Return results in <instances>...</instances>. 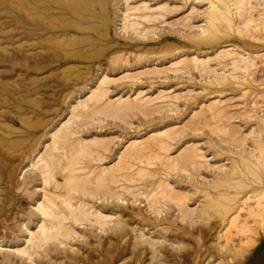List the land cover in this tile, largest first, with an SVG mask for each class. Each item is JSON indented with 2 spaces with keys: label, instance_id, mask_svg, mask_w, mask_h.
Returning <instances> with one entry per match:
<instances>
[{
  "label": "rangeland",
  "instance_id": "obj_1",
  "mask_svg": "<svg viewBox=\"0 0 264 264\" xmlns=\"http://www.w3.org/2000/svg\"><path fill=\"white\" fill-rule=\"evenodd\" d=\"M22 0H0V98H3L4 96H6L5 98H4V100H2V102H1V100H0V110H1V108L2 109H5V110H8V111H5V110H1L0 111V141L2 142V140H3V142L1 143L0 142V148L2 149V150H0V158H1V160H0V165H2L3 167H1L0 166V186H1V188L0 189H3L4 190V192L5 193H3V191L2 190H0V196H2L0 199V207H1V205L3 206H6L5 207V210H4V212H0V263L1 264H18V263H20V264H29V263H31V264H53V263H55V264H74V262H75V264L77 263H79L80 262V264H126L127 263V261L129 262V261H133L134 260V253H136L135 252V250L136 251H138V250H141V249H144L145 247L146 248H148V250L146 251V252H144V255H146L144 258H146V259H144V258H142V260H141V262H140V264H162V263H165V264H186V263H189V264H227V262L229 263V264H264V253L263 254H260L259 252H260V249H261V247L263 246V244H264V225H263V220H262V217H261V221L259 220V219H257L258 217H256V219L259 221L258 223H257V221H256V219L254 220L253 218H252V220H250L251 218H249V224H252V225H249V226H252L251 228V230L250 231H248V232H246V233H243V235L241 236V233L242 232H240V234H239V232H237L236 231V229L234 230V228H232L231 229V231H229V232H232L233 231V233L236 235V233L235 232H237L238 233V236L236 235V236H234V234H233V237H231L232 235H231V233H228L229 235H230V237H231V239H230V241L232 240V243L229 241V245L231 246V247H233L234 246V248H237V250L238 249H241L240 247L241 246H243V245H241V243H242V241H244V243H242V244H244V249H248V250H242L243 252H242V254H241V252H240V254L241 255H238L237 256V254H236V256L234 255H231V256H229L228 258L230 259H225V261H224V259L222 258V256L221 255H223V254H221L222 253V251H221V249H220V251H218L219 250V247H221V245L224 243V241H225V238L223 237V235L222 234H224V236L226 235L227 236V232L225 231L226 230V228H225V225L227 224V223H224V225H223V223L222 222H220V221H222L221 219H223L220 215H218L217 214V212H216V210L213 208V207H206V205L208 204V201L206 202H204V199L205 200H208V197H206V193L208 192V190L210 189V192L211 193H213V191H215V190H211L212 188L214 189V182H216V180H217V182H218V180H220L219 179V176H220V174H224L225 173V171L228 169H231L232 167L231 166H234V165H236L237 164V166L238 165H240V166H238V168H240V169H243L242 171H244V169L245 168H242V167H244L243 165H242V163H243V160H244V158L242 159V156L243 157H246V156H248L247 158L249 159V158H251L249 155L251 154V153H254V154H257V155H259L258 153H257V150L254 148L256 145L258 146V144H254V143H252V139L253 138H258V135H260V131H258L257 129H258V127H260L261 128V125H262V127H264V124H263V120H264V40L262 39V41H260L259 39H260V35L259 34H261V38H262V36L264 35L263 33H262V31L260 32V30L257 32V33H259V34H257L255 31V33L254 32H252L251 31V37H248V34L250 33H243L242 32V34L241 33H239L238 31L239 30H228L227 28H224V27H220V30H219V32L220 33H222V34H216L215 35V37H217V40H219V41H217V40H215V38H214V40L215 41H212V40H210L209 38H208V40L206 39V41H205V39H203L202 37H200V36H198V34H200V31H201V28H202V26H205V19H206V17H204V16H206L205 15V10L206 9H209V5H208V3H206L207 2V0H201V4H200V1H198V0H142V1H144L145 3H146V5H147V3L149 4V5H147V6H149V7H151V8H156V7H158L159 5H161L162 3L165 5V7L166 8H164L163 9V12L161 11V10H157V12H156V14H155V16H157L158 17V19H160V17H161V19H160V22L159 21H156L157 20V17H156V19H154L155 20V22L153 21V22H150V23H146V22H144L143 23V25H145L147 28H151V31L152 32H149V33H147L148 31H150V29L148 30V31H146V29L147 28H143L144 30H143V32H144V34L143 35H145V36H143L141 33V35L142 36H140V34L138 33V32H135L134 30H132V29H128L127 28V30L128 31H126L125 29V27L123 26L124 24V20H125V16H124V13L128 10L127 8H131L132 6H134V5H136V4H141L140 2H142L141 0H110L109 2V11H108V15L105 13V18H107L108 17V19L109 20H111V21H107L106 23H102V20L101 19H97L96 21H94L95 23H96V25H94V28L92 27V24H90L91 26L88 28V29H90L91 28V30H84V31H79L78 30V32L76 31V32H74V31H71V37H73L74 39H72L70 36H58L57 34V36H52L50 33V35L48 34V35H45V36H47V38H49V39H47V43L45 42V45H44V47H43V53H44V55H43V53H42V55L40 56V55H37V54H33V57L34 56H36V58L35 59H33L32 57V59L33 60H26V58H25V54H26V48H25V44H24V38H23V33H24V28L25 27H23L24 26V20H23V18H24V11H23V9H24V6H22V5H24V4H22L23 2H21ZM140 1V2H139ZM193 1V2H192ZM197 1V2H196ZM203 1V2H202ZM205 1V2H204ZM113 2H114V4H113ZM138 2V3H137ZM144 2H142V3H144ZM126 3V4H125ZM136 3V4H135ZM161 3V4H160ZM192 3V4H191ZM199 4V6H198V4ZM204 3V4H203ZM111 4V5H110ZM113 4V5H112ZM130 4V6H128ZM162 4V5H163ZM116 5V6H115ZM155 5V6H154ZM196 5V6H195ZM207 5H208V7H207ZM113 6V7H112ZM127 6V7H126ZM154 6V7H153ZM116 7V8H115ZM125 7H126V9H125ZM207 7V8H206ZM111 8V9H110ZM119 9H120V11L122 12H120L119 11ZM166 9V10H165ZM113 10L114 11V13H113V11L111 12V11ZM165 10V11H164ZM125 11V12H124ZM131 10H128V12L131 14V15H134V11L131 13L130 12ZM207 11V10H206ZM119 12H120V14H119ZM118 13V14H117ZM128 13V14H129ZM255 14H257V11L256 12H254ZM158 14V15H157ZM122 15H123V17H122ZM138 15V14H137ZM161 15V16H160ZM23 16V17H22ZM160 16V17H159ZM246 16V15H245ZM109 17H111V19L109 18ZM131 17H133V16H131ZM187 18V19H186ZM204 18V19H203ZM59 19L60 20H63V17H59ZM186 19V20H185ZM112 20H113V22H112ZM57 21H59V20H57ZM100 23H99V22ZM109 22H111V23H109ZM203 22V23H202ZM237 22H239L240 24H242V21H240V20H237ZM153 23H155V24H153ZM239 23L237 24L238 26H240L239 25ZM99 24V25H98ZM100 24H101V26H100ZM111 26H110V25ZM148 24V25H147ZM86 26H88L87 24H85ZM103 25H106V26H103ZM152 25H154V26H152ZM156 25V26H155ZM200 25V26H199ZM202 25V26H201ZM243 25V24H242ZM100 27V29H98L97 27ZM95 27H96V29H98V30H96L95 29ZM125 29H124V28ZM152 27H156L154 30H152L153 28ZM93 28V29H92ZM104 28V29H103ZM105 28H106V30H105ZM103 29V30H102ZM100 30H102V32H103V34H101L102 32L100 31ZM223 30V31H222ZM225 30V31H224ZM90 31V32H89ZM133 31V32H132ZM226 31H229V32H227L226 33ZM235 31V32H234ZM237 31V32H236ZM97 32V33H96ZM98 32H101V33H98ZM108 32V33H107ZM134 32L136 33L135 35H134ZM140 32V31H139ZM231 32V33H230ZM233 32H234V35H233ZM241 32V31H240ZM79 33H81V34H79ZM83 33H85V35L83 34ZM93 33V34H92ZM104 33H107V34H105L104 35ZM133 33V34H132ZM146 33V34H145ZM218 33V32H217ZM225 35H224V34ZM235 33H238V35L237 34H235ZM254 33V34H253ZM72 34H74V35H72ZM87 34V35H86ZM101 34V35H100ZM139 36H138V35ZM229 36H228V35ZM257 34V35H256ZM263 34V35H262ZM75 35H77V36H75ZM80 35H81V37H83V36H87V38L86 37H84L85 38V40H83V39H81V41L78 39V36H79V38H80ZM99 35V36H98ZM107 35V36H106ZM246 35V36H245ZM250 35V34H249ZM254 36V38H256L257 37V39H258V41H257V39L255 40V39H253L252 37ZM255 35H256V37H255ZM49 36V37H48ZM91 36V37H90ZM102 36H104V37H102ZM135 38H133V37ZM185 36V37H184ZM52 37V38H51ZM53 37H56V39H57V41H54V38ZM66 37H68V38H70V39H63L62 41H66V43H61V42H59L60 41V38H66ZM91 39H90V38ZM98 37V38H97ZM132 37V38H131ZM259 37V38H258ZM76 38H77V41H76ZM92 38H93V40H92ZM199 38H201L200 40H203V41H205V42H203V41H198L199 40ZM50 39H51V41H50ZM55 39V40H56ZM96 39V40H95ZM198 39V40H197ZM221 39V40H220ZM249 39V40H248ZM53 40V41H52ZM68 40H70L69 41V43H68ZM71 40H72V42H71ZM224 40H226V41H224ZM255 40V41H254ZM74 41H76V42H74ZM80 41V42H79ZM82 41H84V42H82ZM89 41V42H88ZM92 41V42H91ZM210 41H212V43H210ZM223 41V42H222ZM23 42V43H22ZM53 44H52V43ZM56 42V43H55ZM57 42H58V44H57ZM88 42V43H87ZM201 42V43H200ZM203 42V43H202ZM220 42V43H219ZM222 42V43H221ZM255 42V43H254ZM55 43V44H54ZM64 46L65 44H73L72 46L70 45L69 47L67 46V47H63L61 44ZM76 43V44H75ZM80 45H79V44ZM82 43V44H81ZM219 43V44H218ZM227 43V44H226ZM235 43V44H234ZM260 43V44H259ZM92 44V45H91ZM114 44V45H113ZM116 44V45H115ZM225 44V45H224ZM230 44L231 45H236L237 46V48L238 49H240V50H244V51H246V52H249V53H253V55L255 54V53H258V52H260L259 53V56L260 57H255L256 58V60H255V63H256V70L254 71L253 70V73L255 72V75L252 73V71H251V74H253L252 76H251V79H250V77H247L246 78V81H245V78H244V81L243 80H241V79H243V77H242V73L241 74H239V75H241V79H238V80H232L231 79V76H229L230 75V72H229V70H231L232 71V68L230 67L231 65L230 64H228L229 65V68L227 67V63H228V61H229V63H230V57H228V58H225L224 59V61H223V59H221L220 57H218V51H219V49L220 48H228V46H230ZM239 44V45H238ZM245 44H247V45H245ZM248 44H253L254 45V47H253V45H248ZM258 44H259V46L260 45H262V46H260L259 48H258ZM46 45H48V46H46ZM54 45H56V46H54ZM77 45V46H76ZM86 45V46H85ZM110 45H113V46H110ZM219 45V46H218ZM223 45V46H222ZM227 45V46H226ZM233 45V46H234ZM243 47H242V46ZM256 45V46H255ZM49 46H51V47H49ZM61 46H62V48L63 49H60L61 48ZM88 46V47H87ZM90 46H92L93 48H91ZM212 46V47H211ZM215 46V47H214ZM224 46H226V47H224ZM241 46V47H240ZM55 47H57V48H54ZM60 47V48H59ZM82 47H84V50H85V52H84V50H83V48ZM87 47V48H86ZM105 47V48H104ZM67 49V50H65V49ZM76 48V49H75ZM86 48V49H85ZM99 48H101L102 50H100ZM186 48H188L187 50H186ZM189 48H191L190 50H189ZM200 48V49H199ZM210 48V49H209ZM241 48H243V49H241ZM244 48H246V49H244ZM25 49V50H24ZM47 49H50V52H51V50H53L52 52H53V54H50L49 55V50H48V52H47ZM72 49V50H71ZM89 49H91V50H89ZM105 49V50H104ZM5 50V51H4ZM46 50V51H45ZM57 50V51H56ZM64 50H65V52L67 53V54H73L72 52H70V51H73V50H75V51H73L74 52V54H76V53H79V50H80V53H82L83 52V55H84V57H81V58H78L77 56H75V55H68L67 57H66V55H63V53H65L64 52ZM77 50V51H76ZM93 50H95V51H93ZM100 50V51H99ZM115 50H117L118 52H116ZM200 50V51H199ZM210 50V51H209ZM214 50V51H213ZM251 50H252V52H251ZM25 53H24V52ZM57 52V54H55L54 55V52ZM67 51H69V52H67ZM82 51V52H81ZM89 51V52H88ZM105 51V52H104ZM189 51H190V53H189ZM204 51V52H203ZM207 51H208V53H207ZM47 52V53H46ZM51 52V53H52ZM63 52V53H62ZM76 52V53H75ZM88 52V53H87ZM194 52V53H193ZM262 52V53H261ZM46 53V54H45ZM94 53V54H93ZM114 53H117L118 55L116 56V54L114 55ZM206 53V54H205ZM217 53V54H216ZM48 54V55H47ZM60 54V55H59ZM87 54V55H86ZM89 54H91V55H89ZM113 54V55H112ZM188 55V56H193V55H199L200 56V54H201V56L200 57H204V58H207V57H211L213 60H214V58H213V56H215L216 58H217V60L219 59H221L220 61L218 60V61H216V58H215V62H211V60H210V62H208L209 63V65H211V66H208V67H206V69L208 68H211L212 67V69L210 70H208V73H206L207 72V70L206 69H201V68H195V67H191L192 66V64L190 65H188L189 66V68L190 69H184V68H182V67H180V70H178V72L177 71H175L174 73H172V72H170L169 71V69L170 70H174V68H172V67H169V66H171L170 65V62L172 61V60H174L176 57H178L179 55ZM217 56H216V55ZM61 56V58H59L58 57V59L55 57V56ZM38 56L39 57H42V59L41 58H39L38 59ZM49 56H51L50 58H49ZM111 56H113L112 58H111V60L109 59ZM118 56H121V57H118ZM124 56V57H123ZM141 57V59H140V57ZM53 57V58H52ZM65 57H66V59H67V61H65L66 59H65ZM72 57H74V58H72ZM76 57V58H75ZM80 57V56H79ZM87 57H89V58H87ZM117 57V58H116ZM125 57H126V60H124L125 59ZM173 57V58H172ZM175 57V58H174ZM262 57V58H261ZM30 58V59H31ZM56 58V59H55ZM86 58V59H85ZM115 58V59H114ZM122 58H123V61H122ZM136 58H139V59H136ZM146 58V59H145ZM171 58V59H170ZM37 59V60H36ZM47 60V62L49 61H51L50 63L48 62H45V60ZM51 59V60H50ZM71 59V60H70ZM73 59V60H72ZM76 59V60H75ZM118 59H119V61H118ZM133 61H131V60ZM136 59V60H135ZM142 59H145V61H143ZM147 59H151L153 62H151V61H149L148 62V60ZM229 59V60H228ZM25 60V61H24ZM39 60V61H38ZM42 60H44V62L41 61ZM53 60V61H52ZM77 61V62H75V61ZM120 60H121V63H119L120 62ZM140 60V61H139ZM208 60H209V58H208ZM26 61H28L27 63H26ZM38 61V62H37ZM73 61H74V63H73ZM85 61V62H84ZM110 61H112V63H109ZM114 61H117V63L116 62H114ZM136 61H137V64H136ZM142 61H143V63H142ZM148 63H147V62ZM226 61V62H225ZM40 62V63H39ZM88 62V63H87ZM127 62V63H126ZM131 62L132 63H134V64H131ZM15 63V64H14ZM26 63V64H25ZM34 63V64H33ZM68 63H70V64H68ZM82 65H81V64ZM119 63V65H117ZM128 63L130 64L129 66V68H128ZM140 63H142L141 65H140ZM216 63V64H215ZM28 64V65H27ZM32 64H33V66H35V67H32ZM38 66V68H36V65ZM49 65V67H48V65ZM58 64H60V65H58ZM65 64V65H64ZM66 64H67V66H69L68 68L69 69H67V66H66ZM74 65V66H70V65ZM79 64V66H77V65ZM85 64V65H84ZM91 64V65H90ZM94 64V65H93ZM114 64V65H113ZM144 64V65H143ZM221 64V65H220ZM223 64V65H222ZM24 65H27V66H24ZM44 65V66H43ZM51 65V66H50ZM53 65V66H52ZM84 65V66H83ZM93 65V66H92ZM124 67H123V66ZM155 65V66H154ZM217 65V66H216ZM218 65H220V67H218ZM225 65H226V67L228 68V69H226V68H224L225 67ZM14 66V68H12ZM58 66V67H57ZM60 66H62L63 67V69H64V71L62 72V67L60 68ZM77 68H76V67ZM81 66V67H80ZM92 66V67H91ZM118 66V67H117ZM123 68H122V67ZM194 66V65H193ZM214 66V67H213ZM223 66V67H222ZM31 67V68H30ZM39 67H41L40 69H39ZM43 67L45 68V71H44V69H43ZM55 67V68H54ZM71 67H72V69H71ZM101 69H100V68ZM106 67H108V68H106ZM26 68L28 69L27 71H26ZM82 68V69H81ZM92 68V69H91ZM119 68H121V69H119ZM126 68V69H125ZM166 68H167V70L170 72H168V73H166L165 74V70H166ZM169 68V69H168ZM194 70H193V69ZM216 68V70H214ZM31 69V70H30ZM38 69H39V71H38ZM42 69V70H41ZM54 69H55V72H54ZM59 69V70H58ZM67 69V70H66ZM83 69H85V70H83ZM89 69V70H88ZM108 69V70H107ZM152 69V70H151ZM182 69H184V71L187 73V71H190V72H188L189 74H186V73H182ZM196 69V70H195ZM200 70L201 69V71L202 70H204L205 71V73H204V71L203 72H198L197 70ZM218 69V70H217ZM226 69V70H225ZM36 70V71H35ZM88 70V71H87ZM103 70V71H102ZM154 70L155 71H157L158 70V72L161 70L162 71V73H160V74H158V72H155L154 73ZM193 70V71H192ZM225 70V71H224ZM18 72V73H16V72ZM42 71V72H41ZM49 71V72H48ZM54 73H53V72ZM83 71H85V73H83ZM89 71H90V74H89ZM91 71H93V72H91ZM101 71V72H100ZM126 71H128V73H130L129 75L130 76H136L137 78H133V77H131L130 79H129V76H127L128 77V79H125V78H127V77H125V76H122L123 74H125L126 73ZM160 71V72H161ZM181 71V72H180ZM183 71V72H184ZM213 71H215V72H213ZM223 71V73L224 74H226L227 75V73L229 72V74H228V76H224L223 75V73H221ZM59 72H61V73H59ZM84 75H82L81 73ZM105 72V73H104ZM145 72H147V73H149V72H152L153 73V75H151L152 73H149V74H146ZM164 72V73H163ZM177 72V73H176ZM217 72H219L220 74V76L218 75V73ZM227 72V73H226ZM63 73H65V74H63ZM69 73V74H68ZM97 73V74H96ZM112 73V74H111ZM140 73H141V75H140ZM157 73V75H155ZM201 73H204V74H201ZM210 73H211V76H210ZM216 73V74H215ZM15 74V75H14ZM50 74V75H49ZM79 74H81L79 77H81V79L79 78V77H77V79L75 78L77 75H79ZM96 74V75H95ZM104 74H107V75H109V76H111V77H114V78H118V79H120L119 77L120 76H122L121 77V81H116V82H114L113 80L112 81H110L109 82V84H107L106 85V89L108 88L109 89V91H107V96H109V99H114V98H116L117 99V97L118 98H120V97H123V98H125V97H133V96H135L137 93H139V92H141V95H143V96H145V97H156V96H158L159 94L161 95H163L162 97L163 98H161V99H159V100H157L156 99V101L154 100L148 107H150L151 106V108L152 107H154V106H156L157 104L159 105V104H161V103H165V104H161V105H159V107L157 108H155V111H157V114L156 113H154L153 112V110L151 109V108H146V110L147 111H149V112H145L146 110H145V108H143V109H141V110H143V111H140V113L138 114V109L137 110H135L136 112H134V109H133V111H131V110H129L128 111V114L126 113L125 114V112L123 113V115H121L122 117L124 116V118H125V116L126 115H128V116H126L127 117V119L126 120H124V119H120V118H122L121 116L119 117H117V115L116 116H114V115H112V114H110V112L109 111H99V112H101V113H103V115H99V114H101V113H96V114H93L92 116L93 117H91V115H90V117L89 116H86V118L87 119H85V118H81L82 119V124H81V119L77 122L78 123V125L80 126L79 127V132L81 131V132H83V133H78V135L77 136H79L80 135V137H84V138H88V137H91L92 135H103L104 137H106V138H108L109 140L108 141H110V139H112L113 141H112V144L111 143H107V145L109 146V148H110V146H111V148H110V150H108L107 149V151L106 150H102V151H100L101 152V156L102 157H104L105 159L103 160V158L101 157V159L103 160V162H102V164H101V159H100V157H98V155L97 154H92V157L89 155V156H87V157H89V158H87V160H85V158L86 157H84V159H83V161H85V163L90 167V166H92V164H93V162H94V164H93V166L91 167V169H93V168H99V167H101V166H103V165H110V164H114L115 162H117V160L119 159V157H117V156H119V154H121V150H122V148H123V146L125 145V144H127L129 141H131L132 139H142V138H144V137H146L147 135H149L152 131H154V130H161V128L162 129H164V128H170V127H174V125L176 126V125H178V126H176L175 128H177L179 131L181 130V132L183 133L182 135H183V137L181 136V132H179L178 130L176 131L177 133L179 132V134H180V136L181 137H179V138H175L174 136H176L175 134H177L176 132L175 133H173L174 134V136H173V138H172V140H170L169 138L167 139V141L168 140H170V141H168V145H165V147L166 146H168V147H166L167 149H165V150H160V149H157V148H155V149H153V151L152 152H154V153H156V154H154V155H152L151 154V152H150V154L152 155V158H153V156H154V158H155V155H157V154H159L160 153V151H161V153L159 154V156H163L164 154L165 155H168V153H169V156L171 157L172 156V158L173 157H176L177 155H179L178 153H181V148L183 149V148H185L186 149V147L188 146V147H190L191 146V148L193 147L192 145H197L196 147L194 146V148L193 149H195L196 148V151H197V149H198V151H200L199 153L201 154V155H203L204 157H203V159L201 158H199V159H197L196 161H198L199 162V165L201 164V160H202V164H201V168L203 167V166H205V167H203L202 169L200 168V170L199 169H197V167H199V166H196V164H195V166H193V167H191L190 168V166H191V164L189 165L188 163H187V166L189 167H187V166H184V168H186L187 167V169L189 170H187L188 171V173H192L193 175H194V177H193V175L190 173V175H188V174H186V172L187 171H185V172H183L184 170H186V169H184L183 168V166H181V164H180V166H177V167H174L173 165V168L171 167V166H168L167 168H170L171 167V169L173 170V171H171V169H165V167H162V162H161V157H159L158 156V158H160V162H158V164L156 163V162H154V161H156V160H154V161H152V162H150L148 159H151V155L149 154V152L148 153H146L144 156H145V159H144V156L142 157V158H140V159H142V160H140L139 159V161H142V164H138L139 162H137L138 160H136V159H134V160H129L130 162H132L131 163V165L132 166H134L133 168H132V172H130V173H133L134 171L136 172L138 169H142V168H144V169H147V171L149 172V174H150V177L148 178V179H146V181H144V180H139L138 182H134V183H128V182H125L124 183V181L123 180H121V182L119 183L120 184V188L118 187L117 188V186H116V184H115V186H114V183H111V184H113L112 185V187L114 188V189H121V188H123L124 186H130V187H134V189L132 190V191H130V192H123V191H121V190H119L121 193H122V195L124 196H122L121 197V199H124V201H126V203H124V201L123 200H121V199H118L117 201L119 202V204L117 205V201H116V197H109V195H106L105 197H106V200L105 199H103V198H105V197H101V198H98L101 194H99V193H97V196H96V192L94 193V197L93 196H88L87 194V196L86 197H84V198H87V200H89V203L90 204H93L94 205V207H97V208H99V207H101L102 208V210H103V212L104 213H107V214H110V215H113V219H112V216H111V219H112V221H110L109 222V224L107 225V226H109V227H104V228H100V227H98V225H96V224H94V223H86V222H84L83 224H81V226H80V224H77V225H75L74 227L76 228V230H77V232L79 233H77V234H75L72 238L73 239H69L68 241L66 240V242H64L65 243V246H64V243H60V242H58V241H53V242H55V243H52V242H50L49 244H47L46 245V247L48 248V250H47V248L44 246V247H41V248H39V249H37L38 250V253L39 252H41V254H37V250H36V253L34 254L33 253V255L35 256V257H29L30 259L31 258H34V261L32 260V262H31V260L29 259L28 260V255L26 256V254H21V256L20 255H17V254H14L16 251H17V249L15 248V247H17L18 249H20L21 247H23L24 245H27L23 240L25 239V237H26V235H23V232H24V234H26V231H24V230H27V228H31V229H33V230H35L36 229V225H37V223H39L40 221H41V217L40 216H38L39 214H38V210L36 209V207L35 206H37V203H36V200H41V198L43 197L42 195H43V190L44 189H48V191H50L52 188H53V190H54V182L48 187V188H46L47 186H43V180H41V177L39 178V176H38V178L36 177L35 178V176H33L34 175V172H32V171H34V170H31V169H34L33 168V166L31 165V163H30V161H32L33 159H34V161H35V156L37 157V155L38 154H41V153H43L44 151H45V149H46V146H45V144H49L50 143V140H51V134H49V133H51L50 131L56 126V125H58L61 121H63L64 119H66L67 117H68V115L70 114L71 115V111H72V109L70 110V108L72 107V105H74L75 103H76V101H77V99H80V98H85L86 96H88L89 94H90V88H93V87H96L97 85H98V79L97 78H100L102 75H104ZM143 74V75H142ZM145 74V75H144ZM250 74V75H251ZM44 75V76H43ZM62 75V76H61ZM87 75H89V76H87ZM100 75V76H99ZM209 75V76H208ZM224 76V77H228L227 79H225V78H223L222 76ZM64 76V77H63ZM83 76V77H82ZM213 76V77H212ZM216 76V77H215ZM221 78H219V77ZM69 78L68 80L66 79V78ZM87 77V78H86ZM124 77V79H122ZM209 77V78H208ZM86 78V79H85ZM215 78V79H214ZM216 78H218V79H216ZM255 80H254V79ZM78 79H80V80H78ZM118 79H116V80H118ZM134 79V80H133ZM220 79V80H219ZM76 82H75V81ZM84 80V81H83ZM93 80V81H92ZM127 80H129V81H127ZM133 80V81H132ZM218 82H217V81ZM222 80V81H221ZM225 80V81H224ZM248 80V81H247ZM253 80V81H252ZM89 81V82H88ZM91 81V82H90ZM217 83H216V82ZM14 82V83H13ZM53 82V83H52ZM75 82V83H74ZM83 82V83H82ZM207 82H209L210 84H208ZM253 83L254 82V84H249L248 85V83ZM79 83V84H78ZM85 83H87L88 84V86H87V84H85ZM3 84V85H2ZM17 84V85H16ZM75 84V85H74ZM91 84V85H90ZM234 84H237V85H234ZM239 84V85H238ZM241 84V85H240ZM31 85V86H30ZM49 85V86H48ZM83 85V86H82ZM85 85V86H84ZM209 85V86H208ZM219 85V86H218ZM227 86V85H231V87H229V86H227V87H225V86ZM233 85V86H232ZM250 85H252V86H250ZM4 86H6V87H4ZM9 88H8V87ZM80 86H81V88H80ZM90 86V87H89ZM107 86H109V87H107ZM204 86V87H203ZM239 86V87H238ZM247 87V89H246V87ZM257 86V87H256ZM4 87V88H3ZM72 87V88H71ZM74 87V88H73ZM86 87H88L87 89H86ZM213 87V88H212ZM216 87H219V88H216ZM237 87V88H236ZM252 87V88H251ZM7 88H8V92H7ZM14 88H16L15 90H14ZM76 88V89H75ZM83 88H85L86 89V91L83 89ZM214 88H216L217 90H215ZM242 88H243V90H242ZM6 89V90H5ZM20 89V90H19ZM72 89H73V91H72ZM79 89V90H78ZM82 91H81V90ZM206 91H205V90ZM213 89V90H212ZM223 90V92H222V90ZM232 89V90H231ZM237 89V90H236ZM256 90V91H254V90ZM10 90V91H9ZM71 90V94H68V95H64V92L66 93V92H69ZM204 90V91H203ZM208 90V91H207ZM224 90H225V92H224ZM230 90V91H229ZM260 90V91H259ZM15 91H17V92H15ZM19 91V92H18ZM85 91V92H84ZM160 91H162V92H160ZM209 91H210V93H209ZM214 91V93H211V92H213ZM237 91H238V93H237ZM241 91V92H240ZM243 91H245L244 93L246 94V92H247V94L246 95H244L243 94ZM254 91V92H253ZM2 92V93H1ZM11 94H10V93ZM15 92V93H14ZM82 92H84V93H82ZM88 92V93H87ZM206 92H208V93H206ZM216 92V93H215ZM227 92V93H226ZM236 92V93H235ZM256 92V93H255ZM262 92V93H261ZM4 93V94H3ZM24 93V94H23ZM78 93V94H77ZM222 93H224L225 95H223ZM230 93V94H229ZM241 93H242V98L241 97H239V95L241 96ZM252 93V94H251ZM261 93V94H260ZM9 94V95H8ZM23 94V95H22ZM31 94V95H30ZM34 94V95H33ZM35 94H36V97L34 98L33 96H35ZM75 94V95H74ZM82 94V95H81ZM214 94V95H213ZM216 94V95H215ZM218 94V95H217ZM258 96H257V95ZM14 97H13V96ZM16 95H18L17 97H16ZM19 95H21V96H19ZM33 95V96H32ZM38 95V96H37ZM56 95V96H55ZM62 95H64V97L62 96ZM76 95H77V97H76ZM81 95V96H80ZM169 95H170V97H169ZM223 95V96H222ZM251 95H253V97H251ZM257 96V98H255L256 96ZM55 96V97H54ZM58 96V97H57ZM215 96V97H214ZM221 96V97H220ZM245 96V97H244ZM255 96V97H254ZM21 99H20V98ZM29 97H30V99H29ZM32 97H33V99H32ZM60 97V98H59ZM64 98V100H63V98ZM79 97V98H78ZM165 97V98H164ZM167 97V98H166ZM207 97V98H206ZM251 97V98H250ZM12 98V99H11ZM58 98V99H57ZM61 98H62V100H61ZM68 98V99H67ZM72 98V99H71ZM204 98V99H203ZM218 98V99H217ZM5 99H7V100H5ZM25 99V100H24ZM34 99H36V101H34ZM57 99V100H56ZM162 99H165L164 101H160V100H162ZM232 101H231V100ZM243 99H245L246 101H242ZM12 103H8L9 101ZM23 100V101H22ZM59 100V101H58ZM66 100H67V102H66ZM115 100V99H114ZM213 100H222V106L224 107L223 109H221V111L223 112V111H226V113L224 112L223 114H222V112L220 113V114H222V115H218V114H216L217 115V117L216 116H210V115H212V114H210L209 112H204V113H201L203 116H205V118H207V117H209L210 118V120L212 119V121H210V120H205V118L204 117H202L201 116V114H199V112H200V109H201V107H202V103H204V105H206V104H209L210 102H212ZM230 100V103L228 102V101ZM240 100V101H239ZM255 100H257L258 102H256ZM4 101V102H3ZM13 101V102H12ZM26 101V102H25ZM33 102V104H36V105H34L33 106V104H32V102ZM73 101V102H72ZM160 101V102H159ZM226 101V102H225ZM235 101V102H234ZM247 101H251L250 103H252V105L253 106H251V104L249 103V102H247ZM20 102V103H19ZM28 102H31V104L30 103H28ZM70 102V103H69ZM169 102H171V103H169ZM223 102H225V103H223ZM228 102V103H227ZM245 102H246V104H245ZM3 103V104H2ZM5 103V104H4ZM6 103H8L9 105H11V106H8V105H6ZM21 103H23V104H21ZM64 103H66V104H64ZM72 103V104H71ZM157 103V104H156ZM170 105H169V104ZM189 103H191V104H189ZM232 103V104H231ZM255 103H257L256 105H254ZM14 104V105H13ZM54 104V105H53ZM70 104V105H69ZM156 104V105H155ZM198 104V105H197ZM225 104V105H224ZM240 105L239 107H237V108H235V105ZM241 104H244V105H241ZM6 107H5V106ZM24 105V106H23ZM27 105H29V107H27ZM42 105H44V106H42ZM66 105V106H65ZM69 105V106H68ZM154 105V106H153ZM228 105H229V107H228ZM230 105H233V108L232 107H230ZM247 105H249V106H247ZM17 106H20V107H17ZM49 106V107H48ZM162 106H166L165 107V109L162 107ZM200 106V107H199ZM5 107V108H4ZM14 107V108H13ZM52 107H56L54 110H56V111H54L53 110V108L51 109ZM168 107H170V108H168ZM226 107H228L229 108V110L226 108ZM247 107V108H246ZM7 108V109H6ZM11 108H13V109H11ZM19 108L20 109H22V110H24V111H22V110H19ZM24 108V109H23ZM34 108V109H33ZM48 108V109H47ZM153 108V109H154ZM167 108V109H166ZM235 108V109H234ZM249 108H250V110H249ZM11 109V110H10ZM17 109H18V111H17ZM59 109H60V111H59ZM66 109V110H65ZM151 111H150V110ZM156 109H158V110H156ZM159 109H161V111H159ZM197 109V110H196ZM226 109V110H225ZM241 109H243V111H241ZM245 109V110H244ZM252 109L255 111V113H254V111H252ZM16 110V111H15ZM27 110V111H26ZM29 110V111H28ZM30 110L32 111V112H30ZM44 110V111H43ZM46 110H47V112H46ZM165 110V111H164ZM193 110V111H192ZM10 111V112H9ZM19 111H21V114L19 113ZM64 111H66V112H64ZM158 111L159 112H163V113H158ZM194 111H198V114H199V117L201 116V119L202 120H204V121H206L205 123L206 124H209V126L211 125L212 126V124H213V126H212V128L210 129V127H208V125H206L205 123H203L204 121H202L201 122V119L199 118V117H194L193 116V113H194ZM231 111L233 112V111H235V115H234V113H232L234 116H232V114L230 115L229 113H231ZM248 111H250V113L248 112ZM252 111V112H251ZM2 112V113H1ZM9 112V113H8ZM16 113L15 115H14V113ZM17 112H18V114H20L19 116L17 115ZM26 112V113H25ZM35 112V113H34ZM41 112H42V114H41ZM51 112V113H50ZM108 112H109V114H108ZM151 112H153L154 113V115H156V117L155 116H153V118L155 119H152L151 118V116H152V113ZM193 112V113H192ZM241 114V115H243V116H241L239 113ZM242 112H245L246 114L245 115H248V113H249V115H250V117H249V120H247L248 119V116H244V113H242ZM256 112H257V114H256ZM3 113H5V114H3ZM13 113V114H12ZM29 113H32V114H29ZM34 113V114H33ZM46 113H48V114H46ZM61 113V114H60ZM105 113L106 114H108V115H110V116H108L107 118H106V116H105ZM131 113H133L132 114V116H130L131 115ZM135 113H137V114H135ZM207 113V114H206ZM209 113V114H208ZM55 114V116H53ZM57 114V115H56ZM143 114H149V115H151V116H149V119H146V118H148L146 115V117H144L143 116ZM205 114V115H204ZM228 114V116L227 117H224V115L226 116ZM255 114L257 115V116H261L262 118H259V117H257V116H255ZM10 115V116H9ZM27 115H29L30 117L29 118H31V119H29L28 118V116ZM37 115V116H36ZM39 115V116H38ZM41 115V116H40ZM50 115H52V116H50ZM99 115V116H98ZM207 115V116H206ZM13 116H15L14 118H13ZM27 116V117H26ZM35 116H36V118H35ZM44 116L46 117V119H44ZM60 116V117H59ZM101 116V117H100ZM229 116H232V120L229 122V118H231V117H229ZM20 117H21V119H20ZM23 117H26V120L25 121H27V122H23ZM34 117V118H33ZM48 117H50V118H48ZM90 119H89V118ZM221 117H223L224 119H222ZM253 117V118H252ZM257 117V119H254V118H256ZM106 119V120H104V122H102L103 120H99V122H97V123H93L94 122V119ZM191 120H193V119H195V118H197L196 119V122L197 123H195V121L193 120V121H191L190 122V119ZM216 118V119H215ZM218 118L220 119V120H218ZM226 118V119H225ZM227 118L229 119L228 121H227ZM4 119V120H3ZM27 119H29V121L27 120ZM35 119V120H34ZM43 119V120H42ZM83 119H84V122H83ZM213 119H215V120H213ZM24 123V124H22V122ZM52 120V121H51ZM87 120V121H86ZM89 120V121H88ZM153 120V121H152ZM198 120H199V123H198ZM222 120V121H221ZM226 120V121H225ZM260 120H262V121H260ZM12 121V122H11ZM19 121V122H18ZM33 121V122H32ZM43 121H45V123L43 122ZM50 121V122H49ZM56 121H57V123H56ZM90 122V124H91V122H92V124L90 125V126H88L89 125V123H86V122ZM100 121H101V123H100ZM178 121V122H177ZM187 121H189V123H191V124H193V127H194V125H196V124H198V125H196V127L198 128L197 130L196 129H194L195 130V132L193 131V127H192V125L191 124H186L187 123ZM211 122V124L210 123H208V122ZM213 121H215V122H213ZM217 121H221V122H223V123H225L224 125H223V123H221V122H217ZM225 121V122H224ZM258 121V122H257ZM28 122H29V125H25V124H28ZM41 123V125H40V123ZM42 122L44 123V124H42ZM79 122H80V124H79ZM95 122H96V120H95ZM2 123H3V125H2ZM4 123L6 124L7 123V126H8V124H12L11 125V129L9 128L8 129V127H6V126H4ZM32 123V124H31ZM86 123V124H85ZM183 123V124H182ZM216 125H215V124ZM228 123V124H227ZM230 123V124H229ZM52 124H53V126H52ZM54 124H55V126H54ZM185 124V125H184ZM200 124H201V126H205V127H198V126H200ZM219 124V125H218ZM258 124H259V126H258ZM38 126V128H37V126ZM40 125V126H39ZM82 125H84V127L86 128V126L85 125H87V128H86V130H85V128L82 126ZM185 126V128L184 127H181V126ZM187 125H190L191 126V131H190V129L189 128H187L186 129V127H187ZM214 125H215V127L217 128V130H215V128H213L214 127ZM226 125H227V127H226ZM229 125V126H228ZM230 125H231V127L233 128L234 127V129L235 130H233L232 131V129H231V127H230ZM10 126V125H9ZM23 126V127H22ZM29 126H32L31 128L29 127ZM46 126V127H45ZM51 126H52V128H51ZM158 128H157V127ZM223 126V127H222ZM253 126H254V135L256 134V136H254L252 133H250L249 134V132L250 131H253V130H251L252 128H253ZM13 127H15V129L16 130H13ZM25 127V128H24ZM221 127H222V129H221ZM230 127V128H229ZM17 128H19V129H21V130H17ZM44 128V129H43ZM84 128V129H83ZM182 128V129H181ZM186 130V131H188L187 133H188V135H186V133L184 132V129ZM195 128V127H194ZM204 129L203 131L202 130H200V129ZM206 128V129H205ZM219 128V129H218ZM225 130H224V129ZM226 128H227V131H226ZM32 129V130H31ZM36 129V130H35ZM39 129V130H38ZM51 129V130H50ZM222 130V132L221 131H219V130ZM231 131H230V130ZM44 130V131H43ZM230 132H232V133H230ZM260 130V129H259ZM2 131V132H1ZM4 131V132H3ZM15 131V132H14ZM18 131V132H17ZM31 131V132H30ZM140 131V132H139ZM220 132V133H222V134H217V132L215 133V134H217L218 135V137H217V135H215L213 132ZM223 131H226V132H228V134H224V132ZM5 132L6 133H13L12 135L11 134H5ZM35 132V133H34ZM41 132V133H40ZM44 132H46L45 134H44ZM49 132V133H48ZM87 132V133H86ZM225 132V133H226ZM235 132H236V134H238L237 136H236V134H235ZM259 132V133H258ZM15 133H17V134H15ZM20 133V134H19ZM102 133V134H101ZM109 133V134H108ZM257 133H258V135H257ZM35 134V135H34ZM43 134V135H42ZM87 134H89V135H87ZM90 134H92V135H90ZM133 135V136H131V135ZM185 134V135H184ZM224 134V136H222ZM247 134H249V135H247ZM1 135H2V138H1ZM4 135V136H3ZM87 135V136H86ZM110 135V136H109ZM227 135H228V137H227ZM229 135H231V136H229ZM234 135V136H233ZM245 135H247L248 137L250 136V135H252L251 137H253L252 139H249L247 136H245ZM12 136V137H11ZM32 136V137H31ZM48 136H49V138H48ZM177 136H179V135H177ZM236 136V137H235ZM242 136V137H241ZM263 136H264V132H263ZM4 137V138H3ZM28 137H30L31 138V140H30V138L28 139ZM43 137V138H42ZM185 137V138H184ZM219 137H220V140H219ZM233 138V139H231V138ZM243 137H244V139H243ZM245 137L247 138L246 139V141H243V142H245L246 144H242L243 142H241V144L243 145H241V144H237V142L238 141H232V140H234V138H235V140H237V138H240V140L242 139V140H245ZM250 137V138H251ZM11 141L12 140V142H10V143H15V142H17V139H19L18 140V142L20 143V144H22V146L20 145V144H18V142H17V145H16V143L15 144H13L14 145V147H13V145H10V144H7V141H8V139ZM34 138H36L38 141H36L38 144H39V142H40V144L38 145V146H35V145H37V143L35 142V140L36 139H34ZM39 138H41V139H39ZM225 140H224V139ZM262 138V137H261ZM13 139H15L16 141L14 142V140ZM24 139V140H23ZM44 139V140H43ZM128 139V140H127ZM176 139H178V140H176ZM210 139H213V140H210ZM5 140H6V142H5ZM23 140V141H22ZM28 140V141H27ZM34 140V141H33ZM40 140V141H39ZM191 140H193V141H191ZM223 140V141H222ZM241 140V141H242ZM255 139H253V142H255V143H257V141H263L264 140V137H263V139H260V138H258L257 140H255ZM20 141H22V142H20ZM27 141V142H26ZM33 141V142H32ZM107 141V142H108ZM177 141V142H176ZM181 141V142H180ZM212 141H213V143L214 144H216V145H213L212 144ZM6 143V145H5V143ZM35 142V143H34ZM145 143L146 142H149V141H147V140H145L144 141ZM176 142V143H175ZM183 142V143H182ZM190 142V144H191V142L193 143V144H188ZM264 142V141H263ZM4 143V144H3ZM25 145H24V144ZM27 143H29V144H27ZM210 143V144H209ZM240 143V142H239ZM3 144V145H2ZM34 144V145H33ZM44 144V145H43ZM185 144L187 145V146H185ZM213 145V148L210 146V145ZM8 145H10L9 147H11V148H9L8 147ZM43 145V146H42ZM170 145L172 146L173 145V147L172 148H170L169 149V147H170ZM240 145V146H239ZM3 146V147H2ZM23 146H25V147H23ZM33 146V147H32ZM185 146V147H184ZM218 146H220L219 148H220V150H218L219 148H217L216 149V147H218ZM252 146H253V148H254V150H256V152L255 151H253V148H252ZM5 147H7L6 149V151H5ZM241 147V148H240ZM251 147V148H250ZM20 148V149H19ZM28 148V149H27ZM33 148V149H32ZM35 148V149H34ZM223 148V149H222ZM232 148V149H231ZM238 148V149H237ZM243 148V149H242ZM257 148V147H256ZM16 151H15V150ZM24 151H23V150ZM44 149V150H43ZM114 149V150H113ZM118 149V150H117ZM185 149H183V150H185ZM221 149L223 150L222 152L223 153H221ZM231 149V150H230ZM237 149V150H236ZM247 149V150H246ZM250 149V150H249ZM4 150V151H3ZM9 150V151H8ZM22 150V151H21ZM29 150V151H28ZM32 150V151H31ZM118 151V153H116V151ZM158 150H160V151H158ZM168 151V153H167V151ZM169 150H170V152H169ZM181 150V151H180ZM248 150L249 151H251V152H248ZM3 151V152H2ZM14 151V152H13ZM31 151V152H30ZM40 151V152H39ZM104 151H106V152H104ZM109 151H112V152H109ZM166 151V153H164ZM217 151V152H216ZM227 151V152H226ZM230 151V152H229ZM10 154H9V153ZM13 152V153H12ZM15 152H17L16 154H14ZM19 152V153H18ZM22 154H21V153ZM28 152H30V153H28ZM109 152V153H108ZM206 154H204V153ZM224 152H226V153H224ZM228 152L230 153V154H228ZM233 152V153H232ZM238 152H239V154H241L240 156H241V158L239 157V156H237V155H239L238 154ZM242 152H243V154H242ZM246 152V153H245ZM248 152V153H247ZM4 153V154H3ZM23 153H27V154H23ZM33 153V154H32ZM35 153V154H34ZM102 153H103V155H102ZM105 153V154H104ZM107 153V154H106ZM182 153H184V152H182ZM245 153V154H244ZM250 153V154H249ZM12 154H14L13 156H12ZM20 154V155H19ZM149 154V155H148ZM199 154V155H200ZM249 154V155H248ZM7 155V156H6ZM9 155V156H8ZM18 155V156H17ZM24 155V156H23ZM32 155V156H31ZM96 155V156H95ZM104 155H106V156H104ZM164 155V156H165ZM174 155V156H173ZM176 155V156H175ZM2 156V157H1ZM11 156V157H10ZM23 156V157H22ZM27 156V157H26ZM149 156V158L146 160V158ZM206 156V157H205ZM231 156V157H230ZM234 156V157H233ZM253 156V155H252ZM6 157H7V159H6ZM15 157V158H14ZM95 157H98V159L96 158L95 159ZM157 157V156H156ZM18 158V159H17ZM21 158V159H20ZM24 158H26V159H24ZM158 158H157V161H158ZM204 158H205V160H206V158H207V160L205 161L204 160ZM228 158V159H227ZM238 158V159H237ZM13 159H16V160H13ZM31 159V160H30ZM91 159H92V161H91ZM94 159H95V161H97L98 160V162H95L94 161ZM99 159H100V161H99ZM240 159H242V161L240 160ZM7 162H5V161ZM25 160V161H24ZM108 160V161H107ZM136 160V161H135ZM208 160H210V161H208ZM232 160V163L230 162ZM236 162H235V161ZM1 161H4L3 163L1 162ZM12 161H13V163H12ZM15 161H18V162H15ZM19 161H21L20 163H19ZM24 161V162H23ZM89 161V162H88ZM106 161V162H105ZM128 161V162H129ZM134 161V162H133ZM234 161V162H233ZM239 161H241V163L239 162V164H238V162ZM150 163L149 165H146L145 163ZM203 162L206 164V165H203ZM16 163V165L14 166V164ZM24 163V164H23ZM84 163V164H85ZM100 163V164H99ZM209 163V164H208ZM235 163V164H234ZM6 164V165H5ZM95 164H98V165H95ZM139 165L138 167L137 166H135V165ZM144 164V165H143ZM151 164H156V165H151ZM210 164H212V165H210ZM216 165L217 164V166H215L214 167V165ZM218 164H219V166L220 167H223V168H218ZM220 164H222V165H220ZM5 165V166H4ZM11 165V166H10ZM23 165V166H22ZM31 165V166H30ZM184 165H185V163H184ZM203 165V166H202ZM230 165V166H229ZM7 166V167H6ZM14 168H13V167ZM18 166H19V168H18ZM25 166H27V167H25ZM31 168H30V167ZM148 166V167H147ZM225 166V167H224ZM5 167H6V169H5ZM138 169H137V168ZM162 169H161V168ZM179 167H181V168H179ZM19 169V171H18V169ZM23 168V169H22ZM30 168V169H29ZM150 168V169H149ZM152 168V169H151ZM157 168L158 169H161V170H163V171H161V170H157ZM176 168H178V169H176ZM182 168L184 169V170H182ZM193 168V169H192ZM216 168V169H215ZM224 168H226V169H224ZM5 169V170H4ZM22 169V170H21ZM180 169V170H179ZM191 169L193 170V171H196V169H197V173L196 172H193V171H191ZM220 170V171H222L223 172V170H225L223 173L222 172H218V175H216V171H218V170ZM2 170V171H1ZM7 170V171H6ZM13 170V171H12ZM31 170V171H30ZM152 170V171H151ZM166 172H165V171ZM174 170H177V172L175 171V173H173L174 172ZM179 170V171H178ZM227 170V171H228ZM259 173V175L260 176H262V174H261V171H259L258 169H256ZM4 171V173H2ZM8 172L9 171V173L8 174H10V175H8L7 174V176H6V172ZM11 171V172H10ZM15 171V172H14ZM20 171H21V173H20ZM24 171H25V173H24ZM29 172V174L27 173L26 174V172ZM146 171V172H147ZM157 171V172H156ZM18 172V173H17ZM32 172V173H31ZM152 172H154V173H152ZM158 172H159V176H158ZM164 172V173H163ZM181 172V173H180ZM245 174L246 175H243L242 176V174L243 173H236V174H234L233 175V177H234V180H239L240 179V181H241V183H243V179H244V185L245 184H247V185H251V183H252V185L249 187V186H247V187H245L243 184H241L240 185V183H238V187L240 188H242L243 186V188H242V190H239V188L238 187H236V186H230V188L228 187V191H232L231 193H239L238 195H237V197L239 196V198H245V197H247V196H249V193H250V195H253V189H254V191H257V190H259V189H261V188H263V186H264V179H262V182H261V180H257L256 178L255 179H253L254 177H253V175H251V174H249L248 172H247V170L245 169ZM16 173L18 174V176H20V175H23V176H26V177H23L22 176V179H20L21 177H19L18 178V176H16ZM20 173V174H19ZM22 173H24V174H22ZM118 173V172H117ZM129 173V172H128ZM166 173H168L167 175H166ZM173 173V175H170V174H172ZM180 175H179V174ZM184 175H183V174ZM11 174H12V176H11ZM15 174V175H14ZM151 174H155V176L154 175H151ZM177 175V176H175V175ZM181 174H182V176H181ZM238 174V175H237ZM248 174V175H247ZM14 175V176H13ZM29 175H30V177H29ZM148 175V174H147ZM165 175V176H164ZM169 175H170V177H169ZM196 175V176H195ZM199 175V176H198ZM201 175V176H200ZM215 175V176H214ZM221 175V176H222ZM237 175V176H236ZM152 176H154V177H152ZM157 176V177H156ZM162 176H163V178H162ZM173 176H175V177H173ZM190 176V177H189ZM192 176V177H191ZM198 176V177H197ZM220 176V177H221ZM246 176V177H245ZM2 177V178H1ZM15 177H16V179H15ZM31 177H32V179H31ZM159 177V178H158ZM168 177V178H167ZM4 178V179H3ZM25 178H26V180H25ZM35 178V179H34ZM58 180L59 181H62L61 179V175H58ZM139 178V177H138ZM162 178V179H161ZM199 178V179H198ZM213 178V179H212ZM215 178H218V179H216L215 180ZM236 178V179H235ZM251 178L254 180H251ZM20 179V180H19ZM28 179V180H27ZM153 179H157V180H153ZM159 179H161L160 181H159ZM177 179V180H176ZM188 179V180H187ZM193 179V180H192ZM242 179V180H241ZM3 180H4V182H3ZM8 180V181H7ZM12 180V181H11ZM32 180V181H31ZM35 180V181H34ZM39 180V181H38ZM148 180H150V181H148ZM154 181L155 182V184H154V182H152V181ZM164 180V181H163ZM245 180H246V182H245ZM248 180H250V181H248ZM6 181V182H5ZM11 181V182H10ZM17 181H19V182H17ZM41 181V182H40ZM147 181L149 182V184L147 183ZM163 182L164 184L166 183V184H168V185H173L172 187H173V191H175V189H176V191L174 192V194H177V190H179L178 192L181 194V192L184 190V191H186L185 193H184V191H183V194H186V193H188V194H186V195H183V196H188V201L186 200L185 201V199H184V202L186 203V205H188L189 206V208H190V210H191V208H195L196 210L192 213V214H195V215H192V214H190V217H191V219H190V217H189V215H187V216H184L183 215V213H180V210H178V212H177V209L179 208V207H177L176 206V202H174V201H176V199H177V197H179V196H177V195H175V196H177L176 198H175V196H173L174 197V199H173V197H168V198H172V200H173V202L171 201V200H168V201H170V206L171 207H177V208H175V209H173V208H166V206H167V204H168V206L167 207H170L169 206V202L167 201V200H164L165 198L163 197V199H161L162 197L161 196H159V194L157 193V195H158V197L159 198H157V196H155V195H153L154 194V191H158L159 189V186H161L158 182ZM165 181H169V183H167V182H165ZM189 181V182H188ZM196 183H195V182ZM13 182V183H12ZM146 182V183H145ZM190 182L192 183V184H190ZM200 182V183H199ZM208 182H210L211 184H207ZM233 182H235V181H233ZM255 182V183H254ZM259 182V184H257V183ZM6 183H7V185H6ZM12 183V184H11ZM27 183V184H26ZM39 183V184H38ZM121 183H123V186L121 187ZM138 183V184H137ZM141 183H143V184H141ZM154 185H153V184ZM199 185H198V184ZM203 185H202V184ZM213 183V184H212ZM263 183V184H262ZM10 184V185H9ZM21 184V187L20 186H18V185H20ZM118 184V185H119ZM157 184H159V185H157ZM195 184H197V185H195ZM234 184H236L237 185V181L234 183ZM4 187H3V186ZM14 185H15V187H16V189L18 190L19 189V191L17 192V190L15 189V187H14ZM27 185H29V186H27ZM40 185V186H39ZM140 187H139V186ZM192 185V186H191ZM204 185H207V186H204ZM210 185H214L213 187L212 186H210ZM243 185V186H242ZM11 186V187H10ZM27 186V187H26ZM152 186V188L151 189H149L148 187H151ZM155 186L157 187V188H155ZM194 186H195V188H197V189H194ZM203 186V187H202ZM210 186V187H209ZM260 186H262V187H260ZM6 187V188H5ZM20 187V188H19ZM35 187V188H34ZM43 189H42V188ZM116 187V188H115ZM136 187H138V188H136ZM148 188V191H146L147 189H145V188ZM190 187H193V189L192 188H190ZM202 187V188H201ZM209 187V188H208ZM212 187V188H211ZM235 187V188H234ZM9 188H11V189H9ZM135 188L136 189H138V191L137 190H135ZM144 188V189H143ZM161 188H163V187H161ZM160 188V189H161ZM178 188V189H177ZM204 188V189H203ZM219 188H222L223 190H226L227 189V187L226 186H219ZM234 188V189H233ZM237 188H238V190H237ZM6 189H8V190H6ZM35 189H37V190H35ZM153 189H155V190H153ZM232 189V190H231ZM237 191H236V190ZM27 190V191H26ZM40 190V191H39ZM42 190V191H41ZM53 190H51V191H53ZM135 190V191H134ZM139 190H141L142 191V193H145L146 195H147V193H148V195L146 196L145 194H141L140 192H139ZM153 191V194L151 195L150 193H152V191ZM162 190V189H161ZM188 190V191H187ZM197 190H199V193L197 194L196 192H197ZM202 190V191H201ZM204 190L206 191V192H204ZM26 193H25V192ZM39 191V192H38ZM144 191V192H143ZM160 191V190H159ZM189 191L191 192V194L189 193ZM238 191H240V192H238ZM244 191V192H243ZM247 191V192H246ZM4 194H2V193ZM10 192V193H9ZM14 192V193H13ZM21 192V193H20ZM28 192V193H27ZM131 192H134V196H133V193H131ZM138 192V193H137ZM147 192V193H146ZM156 192H155V194H156ZM203 192V193H202ZM243 194H242V193ZM253 192V193H252ZM16 193V194H15ZM20 193V194H19ZM173 193V192H172ZM171 193V194H172ZM178 193V194H179ZM215 193H217V191H215L213 194H215ZM2 194V195H1ZM21 194H22V196H21ZM125 194V195H124ZM130 194H132V196H130L129 197V195ZM138 194H140V196L138 197L137 195ZM174 194H172V195H174ZM201 194V195H200ZM241 194V195H240ZM76 195H80V194H76ZM128 195V196H127ZM135 195H136V197H135ZM146 196L147 197V199H145L146 197H144V196ZM149 195H151L152 197H156L157 198V203H159V202H161L162 200L164 201V202H162V204L161 203H159V205H161V206H159L158 204L156 205V199L155 200H153V199H151L152 197H149ZM21 196V197H20ZM24 196H26V198H24ZM82 196V195H81ZM102 196V195H101ZM181 196H182V194H181ZM180 196V197H181ZM191 196V197H190ZM197 196V197H196ZM9 197H11V201L9 200L10 198ZM14 197V198H13ZM29 199H28V198ZM88 197H90V198H88ZM127 197V199L125 200V198ZM133 197H135V200H134V202H133V200L132 199H134ZM138 197V198H137ZM142 197H143V199H142ZM202 197V198H201ZM7 198V199H6ZM38 198V199H37ZM93 198H95V199H93ZM97 198H98V201H97ZM130 200H129V199ZM150 198V199H149ZM167 198V199H168ZM192 198V199H191ZM3 199V200H2ZM6 199V200H5ZM17 199V200H16ZM31 199V200H30ZM100 199V200H99ZM109 199H111V202H110V200ZM137 199H139V201L137 200ZM141 199V200H140ZM200 199V200H199ZM9 200V201H8ZM16 200V201H15ZM21 200V201H20ZM91 200H93V201H91ZM102 200V201H101ZM104 200V201H103ZM108 200V201H107ZM112 200H113V203H112ZM128 200V201H127ZM146 200H148V201H146ZM152 200L154 201V203L152 202ZM13 201V202H12ZM105 201H107V202H109V203H107V202H105ZM114 201H116L115 203H114ZM167 201V202H166ZM2 202H4L5 204H3ZM7 202V203H6ZM92 202V203H91ZM98 202V203H97ZM100 202V203H99ZM102 202V203H101ZM123 202V203H122ZM136 202L138 203V204H136ZM147 202V203H146ZM184 202H182V203H184ZM201 202V203H200ZM204 202V203H203ZM253 202H254V199H251V201L249 202L250 204H253ZM9 203V204H8ZM26 203V204H25ZM105 203V204H104ZM107 203V204H106ZM134 203V204H133ZM150 203V204H149ZM155 204L154 205V208L151 210V208L148 210V208H149V206H147V205H151V204ZM163 203H165L166 204V206H165V208L167 209H165L164 208V206H162L163 205ZM181 203V204H182ZM206 203V205H203V204H205ZM11 204V205H10ZM98 204V205H97ZM115 204V205H114ZM133 204V205H132ZM164 204V205H165ZM190 204V205H189ZM21 205H23V206H21ZM128 205V207H127V209H126V206ZM18 206V207H17ZM33 206V207H32ZM123 206H125V207H123ZM137 206L139 207V208H137ZM153 206V205H152ZM187 206V207H188ZM205 206V211H203L204 210V207ZM17 207V208H16ZM27 209H26V208ZM133 207H135L134 209H133ZM151 207V206H150ZM156 207V208H155ZM157 207L159 208V209H161L160 211L158 210V215L160 216H158L159 217V219L156 217V211H154V210H156L157 209ZM162 207V208H161ZM184 207V206H183ZM197 207V208H196ZM15 208V209H14ZM21 208V209H20ZM131 208V210L130 211H128L129 209ZM147 208V209H146ZM185 208V207H184ZM199 208H200V210L201 211H199ZM202 208V209H201ZM207 208H208V210L210 211V214H207V218H206V212L208 213V210H207ZM213 208V209H212ZM34 209H35V212H34ZM118 209V210H117ZM144 209H145V211L147 210V212H145L144 211ZM172 209V210H171ZM12 210V211H11ZM15 210V211H14ZM18 210V211H17ZM25 212H24V211ZM26 210L28 211L27 213H26ZM166 210V211H165ZM174 210V211H173ZM207 210V211H206ZM211 210H213L212 212H215L214 214H216V215H214L213 213V216H211ZM10 211V212H9ZM14 211V212H13ZM125 211H127V212H125ZM133 211H135V212H133ZM152 211V212H151ZM154 211V212H153ZM8 212V213H7ZM13 212V213H12ZM20 212V213H19ZM26 213V214H23V213ZM32 212V213H31ZM36 212H37V214H36ZM113 212V213H112ZM129 212V213H128ZM133 212V213H132ZM161 212L163 213L164 212V214H163V216L161 215ZM176 212L178 213L177 215H176ZM195 212H197V213H195ZM204 214V217L207 219V220H203V219H205V218H200L201 217V214ZM202 212H204V213H202ZM14 213H15V216H13L14 215ZM17 213V214H16ZM31 214V216L30 215H28V214ZM36 215H35V214ZM116 213V214H115ZM118 213V214H117ZM132 215H131V214ZM152 213H154L153 214V216H152ZM181 214V216H184V217H186V218H188V219H190V221L193 223V222H195V223H197L198 221H200L201 219L204 221H202V222H198L197 224H195V223H193V225H192V223H190L189 224V222H188V219H184L183 221L184 222H181L182 220V218H181V216H180V214ZM245 213V211H243L242 213H241V215H242V218H244V216H247L246 214H244ZM7 214V215H6ZM124 214H126V215H124ZM34 215V216H33ZM134 215H136V216H134ZM149 217H147V216ZM175 215V216H174ZM193 217H192V216ZM218 215V216H217ZM4 216V217H3ZM7 218H6V217ZM12 216H13V218L14 219H12L13 220V222H11L10 223V221H12L11 220V218H12ZM37 216V217H36ZM137 216H138V218H137ZM143 217V219H142V217ZM146 216V217H145ZM151 216V217H150ZM198 216V217H197ZM203 216V215H202ZM208 216H210V218H208ZM24 217H26V219L24 218ZM28 217V218H27ZM127 217V218H126ZM132 217V218H131ZM134 217V218H133ZM141 217V218H140ZM156 219H155V218ZM169 217V218H168ZM197 219H196V218ZM221 217V218H220ZM4 218V219H3ZM40 218V219H39ZM115 218V219H114ZM126 218V219H125ZM129 218V219H128ZM137 218V219H136ZM140 218V219H139ZM146 218H148V219H146ZM177 218H181L180 220L179 219H177ZM199 218V219H198ZM2 219V220H1ZM122 219V220H121ZM125 219V220H124ZM143 221H142V220ZM170 219V220H169ZM264 219V218H263ZM8 220V221H7ZM36 220V221H35ZM119 220V221H118ZM121 220V221H120ZM125 222H124V221ZM131 220H132V222H131ZM150 220V221H149ZM198 220V221H197ZM224 220V219H223ZM139 221V222H138ZM154 221V222H153ZM167 221H169V223L167 222ZM173 221H175V222H173ZM197 221V222H196ZM252 221V222H251ZM255 221V224L253 223ZM17 222V223H16ZM37 222V223H36ZM113 222V223H112ZM142 222V223H141ZM163 222V225L161 224ZM166 222V223H165ZM224 222H226V221H224ZM262 222V223H261ZM10 223V224H9ZM16 223V224H15ZM24 223V225H21V224H23ZM25 223L28 225H25ZM29 223V224H28ZM36 223V224H35ZM112 223V224H111ZM121 223H123V224H125L126 225V228L124 227V225L122 224L121 225ZM170 223H172V224H170ZM221 223V224H220ZM256 223L258 224V225H256ZM3 224V225H2ZM6 224H7V226H6ZM9 224V225H8ZM15 224V225H14ZM92 224H94V226L96 227L95 229H94V226H92ZM111 224V225H110ZM128 224V225H127ZM159 224V225H158ZM179 224V225H178ZM220 224V225H219ZM259 224H261V225H259ZM14 225V226H13ZM30 225V226H29ZM34 225H35V227H34ZM82 225H84V226H82ZM117 225H119L118 227H117ZM134 225V226H133ZM161 225H162V228H161ZM169 225V226H168ZM171 225H173V226H171ZM185 225V226H184ZM3 226V227H2ZM11 226H13V227H11ZM91 226H92V228H91ZM112 226V227H111ZM121 226V227H120ZM178 226H180V228L178 227ZM191 226V227H190ZM193 226V227H192ZM256 226H258V227H256ZM89 227V228H88ZM111 227V228H110ZM120 227V228H119ZM122 227H123V229H124V232H122V233H120L119 231L122 229ZM131 227V228H130ZM147 227V228H146ZM172 227H173V229H172ZM183 227H185V228H183ZM7 228H8V230H7ZM21 228H23V231H22V229ZM110 228V229H109ZM115 230H114V229ZM118 228V229H117ZM130 228V229H129ZM181 228H182V230H183V232H182V230H181ZM2 229H3V231H2ZM12 229V230H11ZM21 229V230H20ZM89 229H91L90 231H89ZM104 229H106V231H102V230H104ZM107 229H109L110 231L108 232L107 231ZM133 229H134V232H133ZM163 229V230H162ZM225 231H223V230ZM254 229H256V230H254ZM94 230V231H93ZM99 232L100 231V233H98L97 231ZM111 230H114L113 232H115V231H117V233L115 232V233H111ZM131 230V231H130ZM155 230V231H154ZM169 230H171V232H169ZM173 230L175 231H178V232H173ZM229 230V229H228ZM227 230V231H228ZM258 230V231H257ZM86 233H85V232ZM140 231V232H139ZM160 231H162V232H160ZM186 231V232H185ZM6 232H8V233H6ZM22 234H21V233ZM83 232V233H82ZM95 232V233H94ZM103 232H104V234H103ZM138 232V233H137ZM180 232V233H179ZM199 232H200V235L198 236V234H199ZM223 232V233H222ZM250 232V233H249ZM251 232H253V233H251ZM254 232H256V233H254ZM18 233V234H17ZM94 235H92V234ZM109 233V234H108ZM127 233V234H126ZM130 235H129V234ZM142 233H143V235H142ZM171 233V234H170ZM175 233V234H174ZM218 233H220V234H218ZM82 234V235H81ZM99 234H100V236H99ZM112 234V235H111ZM116 234V235H115ZM120 234V235H119ZM124 234H126V236L124 235ZM138 234H140L141 235V237H139L140 235H138ZM170 234V235H169ZM179 234H181V235H179ZM184 234V235H183ZM187 234H189L188 236H185V235H187ZM9 235V236H8ZM10 235H12V236H10ZM14 235H17V237L16 236H14ZM84 235V237H82ZM101 235H103L102 237H101ZM124 235V236H123ZM144 235H146V236H144ZM176 235V236H175ZM191 235V236H190ZM219 235V236H218ZM77 236V237H76ZM85 236H86V238H85ZM99 238H98V237ZM118 236H120V237H118ZM128 236V237H127ZM134 236V237H133ZM144 236V237H143ZM160 236V237H159ZM184 236V237H183ZM201 236V237H200ZM219 238H218V237ZM225 236V237H226ZM22 237V238H21ZM79 237H80V239H79ZM88 237V238H87ZM117 237V238H116ZM124 237V238H123ZM159 237V238H158ZM239 237V238H238ZM245 237H246V239H247V241L245 240ZM252 237V238H251ZM75 238H77V240H80V241H82V242H80V241H76L75 240ZM103 240H102V239ZM121 238H123L124 239V241H123V239H121ZM126 238L128 239L127 240V242L128 241H130V242H125L126 241ZM155 238V240H153V239ZM177 238V239H176ZM179 238V239H178ZM186 238V239H185ZM18 239V240H17ZM85 239H86V241H85ZM108 239H110V240H108ZM117 239H119V240H121V241H119V240H117ZM131 239V240H130ZM133 239H134V243H133ZM140 239V240H139ZM142 239V240H141ZM156 239H158V240H156ZM219 239H220V241H219ZM250 240V242H249V240ZM254 239V240H253ZM74 240V241H73ZM84 240V241H83ZM145 240H147L148 242H152V243H154L155 244V246H156V248L157 249H159L158 250V252H160L159 253V256L156 258L155 257V255L152 253V250L150 249L151 248V246L148 244V246H150V247H147L146 245H147V243H145V242H147V241H145ZM160 240V241H159ZM218 240V241H217ZM18 241V242H17ZM21 241V242H20ZM76 241V242H75ZM102 241H104V242H102ZM110 241H112V242H110ZM172 241H173V243H172ZM179 241V242H178ZM252 241L253 242H256V243H252ZM72 242H74V243H72ZM80 242V243H79ZM110 242V244H109V246H106V245H108V243ZM136 242H138V243H136ZM142 242V243H141ZM156 242V243H155ZM246 242V243H245ZM17 243H19L18 245H17ZM57 243H60V244H63V245H61L63 248V250L62 251H60V248H61V246L60 245H56ZM71 243V244H70ZM76 243V244H75ZM88 243H89V245H88ZM103 243V244H102ZM116 245H118V246H116ZM122 244V245H120V244ZM137 244L138 246H136V245H134V244ZM174 243H176V244H174ZM222 243V244H221ZM234 243V244H233ZM55 244V245H54ZM70 245L69 247L72 249V246L73 247H75V248H73L72 250L69 248V247H67L66 248V245ZM162 246H161V245ZM168 244V245H167ZM246 244H247V246H246ZM251 244V245H250ZM256 244V245H255ZM58 246L59 248H58V251H57V247H54L53 248V246ZM85 245H88V246H85ZM94 247H93V246ZM170 245V246H169ZM252 245H254V246H252ZM20 246V247H19ZM92 246V247H91ZM122 246L123 248H120V247ZM125 246V247H124ZM132 248H131V247ZM158 246V247H157ZM252 246V247H251ZM26 246H24L23 248H25ZM83 247H84V249H83ZM86 247V248H85ZM103 247H105V248H103ZM116 249H115V248ZM129 247V248H128ZM134 247V248H133ZM141 249H140V248ZM144 247V248H143ZM167 247H169V248H167ZM42 248H46V250L44 249H42ZM52 248V249H51ZM77 248V249H76ZM87 248H88V250H87ZM89 248H90V250H93V252L91 251H89ZM103 248V249H102ZM164 248V249H163ZM15 249H16V251H15ZM28 249H32L31 247H28ZM51 249V250H50ZM54 249H56V250H54ZM67 249V250H66ZM75 249V250H74ZM102 249V250H101ZM107 249V250H106ZM120 249H122V250H120ZM163 249V250H162ZM41 250H43V251H41ZM64 250H66V251H64ZM76 250H78V251H76ZM80 250H81V252H80ZM104 250V251H103ZM117 251V253L119 254H117L116 253V251ZM130 250V251H129ZM168 250V251H167ZM170 250V251H169ZM11 251V254L10 255H14V256H9V255H7V253L9 254V252ZM15 251V252H14ZM34 252V248L30 251V252ZM48 251H50V252H48ZM52 251H56L55 253H53ZM63 251H64V253H63ZM69 251H71V252H69ZM74 251H76V253L74 252ZM94 251H95V253H94ZM105 251H106V254H105ZM111 251V252H110ZM114 251V252H113ZM126 251V252H125ZM236 251V250H235ZM240 251V250H239ZM42 252L43 253H45L44 255L42 254ZM58 252H59V254H58ZM66 252H68L67 254H66ZM88 252V253H87ZM107 252H108V254H110V258H109V256L107 255ZM120 252H123V253H120ZM132 252V253H131ZM171 252V253H170ZM221 252V253H220ZM3 253H4V255H3ZM17 253H19V252H17ZM48 253V254H47ZM49 253L51 254L50 255V257H48L49 256ZM79 253L81 254V255H79ZM82 253H83V255H82ZM97 253H99V255L97 254ZM115 253L119 256H117V255H115ZM174 254V255H176L177 256V259H174L173 257H171L170 255L171 254ZM176 253V254H175ZM244 253V254H243ZM75 254H77V256L79 257V258H77V256L75 255ZM88 254V255H87ZM90 254L92 255V257L90 256ZM103 254H105V255H103ZM114 254V255H113ZM121 254V255H120ZM125 256H124V255ZM132 254V255H131ZM148 254V255H147ZM178 254H179V257H178ZM185 256H184V255ZM192 254V255H191ZM197 254H198V256H197ZM234 254H235V252H234ZM239 254V253H238ZM261 256H260V255ZM5 255H7V256H5ZM16 255L18 256V257H16ZM23 255H25L26 257H27V261H26V258L24 259V261H26V263L22 260L23 259ZM33 255H31V256H33ZM62 257H61V256ZM67 255L69 256L68 258H67ZM96 255V256H95ZM131 255V256H130ZM150 255H151V258H150ZM245 255V256H244ZM3 256L5 257V258H3ZM37 256L39 257V256H41L40 258H37ZM59 256V257H58ZM66 256V257H65ZM71 256H73L74 258H72ZM82 258H81V257ZM90 256V257H89ZM97 256H99V257H97ZM108 256V257H107ZM112 256V257H111ZM123 256V257H122ZM128 256H130L131 257V259L128 257ZM133 256V257H132ZM183 256L184 257H186V260H183L184 258H183ZM243 256V257H242ZM7 257H8V259H7ZM9 257H10V259H9ZM15 257V258H14ZM45 257V258H44ZM86 257H89L90 258V260L88 259V258H86ZM107 257V259L105 260V258ZM129 259H128V258ZM154 257V258H153ZM168 259V260H166V258ZM181 257V258H180ZM236 259H235V258ZM238 257V258H237ZM12 258V259H11ZM16 258H17V260H16ZM42 258H43V260L44 261H41L42 260ZM72 258V259H71ZM83 258H84V260H83ZM109 258V259H108ZM117 258V259H116ZM123 258H124V260H123ZM148 258V259H147ZM164 258V259H163ZM189 260H188V259ZM220 258H222V259H220ZM242 258H245L244 260L242 259ZM257 258V259H256ZM5 260V261H3V260ZM20 259V261H18ZM39 259H41V260H39ZM62 259H63V263H62ZM70 259H71V261H70ZM79 259V260H78ZM82 259V260H81ZM89 261H88V260ZM99 259V260H98ZM113 259V260H112ZM116 259V260H115ZM119 259V260H118ZM153 259V260H152ZM159 259V260H158ZM173 259H174V261H173ZM180 259V260H179ZM191 259V260H190ZM2 260V261H1ZM8 260V261H7ZM11 260V261H10ZM13 260V261H12ZM14 260H15V262H14ZM51 260H52V262H51ZM69 260V261H68ZM75 260V261H74ZM85 260L87 261L86 263H85ZM115 260V261H114ZM127 260V261H126ZM153 261L152 263H151V261ZM195 260V261H194ZM232 260V261H231ZM10 261V263H8ZM30 261V262H29ZM38 261H40V262H38ZM46 261V262H45ZM50 261V262H49ZM56 261L58 262V263H56ZM59 261H61V262H59ZM74 261V262H73ZM82 261H83V263H82ZM93 261H94V263H93ZM109 263H108V262ZM113 261V262H112ZM124 261V262H123ZM150 261V262H149ZM160 261V262H159ZM176 261H179V262H177L176 263ZM188 261V262H187ZM5 262V263H4ZM34 262V263H33ZM71 262V263H70ZM89 262V263H88ZM92 262V263H91ZM99 262V263H98ZM105 262V263H104ZM110 262H112V263H110ZM147 262V263H146ZM155 262V263H154Z\"/></svg>",
  "mask_w": 264,
  "mask_h": 264
},
{
  "label": "bare ground",
  "instance_id": "obj_2",
  "mask_svg": "<svg viewBox=\"0 0 264 264\" xmlns=\"http://www.w3.org/2000/svg\"><path fill=\"white\" fill-rule=\"evenodd\" d=\"M110 0H22L21 2H23L22 4H24V5H22V6H24V9H23V11H24V18H23V20H24V26L23 27H25L23 30H24V33H23V42H24V44H25V48H26V56H25V58H26V60H33V59H35L36 58V56H34L33 57V54H37V55H42V53H43V47H44V45H45V42L47 41V39H49V38H47V36H45V35H48L49 33L52 35V36H70L71 37V31H74V32H78V30L79 31H84V30H91V28L90 29H88L91 25L90 24H92V27L94 28V25H96V23L94 22V21H96L97 19L99 20V19H101L102 20V23L104 24V23H106L107 21H111V20H109L108 19V17L107 18H105V13L107 14L108 13V11H109V2ZM116 1V0H115ZM127 1V0H126ZM138 1V0H137ZM142 1V0H141ZM198 1H200V4H201V0H198ZM140 2V1H139ZM142 2H144V1H142ZM142 2H140L141 4H136V5H134V6H132L131 8H127L128 10H131L130 12L132 13L133 11H134V15H131L129 12H128V10L124 13V16H125V22L123 23L124 25V27L126 28H124L126 31H128L127 30V28L129 29H132V30H134L135 32H138L139 34L141 33H143L144 34V32H143V30L145 29V28H147L145 25H143V23L144 22H146V23H150V22H155V20L154 19H156V17L157 16H155V14H156V12H157V10H161L162 12H163V9L164 8H166L165 7V5L163 4H161V5H159L158 7H156V8H151V7H149V6H147V5H149L148 3H147V5H146V3L144 2V3H142ZM193 2V1H192ZM197 2V1H196ZM203 2V1H202ZM205 2V1H204ZM138 3V2H137ZM206 3H208V5H209V9H206L205 10V15L206 16H204V17H206V19L204 20L205 21V26H202V28H201V31H200V34H198V36H200V37H202L203 39H205V41H206V39L208 40V38L210 39V40H212V41H215V40H217V37H215V35L216 34H222V33H220L219 32V30H220V27H224V28H227L228 30L230 29V30H239L238 32L239 33H241L242 34V32L243 33H249L248 34V37H251V31L252 32H258L259 30H260V32L262 31V33L264 32V0H207V2ZM113 4H114V2H113ZM112 4V5H113ZM126 4V3H125ZM192 4V3H191ZM198 4V3H197ZM204 4V3H203ZM111 5V4H110ZM208 5H207V7H208ZM116 6V5H115ZM128 6H130V4L128 5ZM155 6V5H154ZM153 6V7H154ZM196 6V5H195ZM198 6H199V4H198ZM113 7V6H112ZM127 7V6H126ZM126 7H125V9H126ZM206 7V8H207ZM116 8V7H115ZM111 9V8H110ZM166 10V9H165ZM164 10V11H165ZM111 11V10H110ZM113 11V10H112ZM111 11V12H112ZM119 11H120V9H119ZM257 11V14H255L254 12H256ZM121 12V11H120ZM120 12H119V14H120ZM113 13H114V11H113ZM122 13V12H121ZM129 13V14H128ZM164 13V12H163ZM118 14V13H117ZM138 14V15H137ZM108 15V14H107ZM158 15V14H157ZM246 15V16H245ZM109 16V15H108ZM131 16H133V17H131ZM161 16V15H160ZM159 16V17H160ZM23 17V16H22ZM59 17H63V20H60L59 19ZM122 17H123V15H122ZM162 17V16H161ZM161 17H160V19H161ZM110 19H111V17H109ZM124 18V17H123ZM160 19H158V17H157V20L156 21H159L160 22ZM187 19V18H186ZM185 19V20H186ZM204 19V18H203ZM57 20H59V21H57ZM237 20H240V21H242V24H240L239 22H237ZM99 22V21H98ZM112 22H113V20H112ZM100 23V22H99ZM109 23H111V22H109ZM203 23V22H202ZM239 23V25L240 26H238L237 24ZM85 24H87L88 26H86ZM107 24V23H106ZM153 24H155V23H153ZM99 25V24H98ZM110 25V24H109ZM148 25V24H147ZM100 26H101V24H100ZM103 26H106V25H103ZM111 26V25H110ZM152 26H154V25H152ZM156 26V25H155ZM200 26V25H199ZM97 27V26H96ZM96 27H95V29H96ZM92 28V29H93ZM98 29H100V27H97ZM144 28V29H143ZM153 29L152 30H154L156 27H152ZM98 29H96V30H98ZM104 29V28H103ZM102 29V30H103ZM150 29V31H148ZM102 30H100L101 32H102ZM105 30H106V28H105ZM99 31V30H98ZM140 31V32H139ZM145 31V30H144ZM146 31H148L147 33H149V32H152L151 31V28L149 27V28H147L146 29ZM221 31V30H220ZM223 31V30H222ZM225 31V30H224ZM241 31V32H240ZM90 32V31H89ZM101 32H98V33H101ZM133 32V31H132ZM134 32V35L136 34ZM218 32V33H217ZM227 32H229V31H226V33ZM235 32V31H234ZM234 32H233V35H234ZM237 32V31H236ZM254 32V33H255ZM256 32V33H257ZM259 32V33H260ZM97 33V32H96ZM108 33V32H107ZM107 33H104V35L105 34H107ZM231 33V32H230ZM246 33V34H247ZM253 33V34H254ZM259 33H257V34H259ZM49 34V35H50ZM57 34V35H56ZM79 34H81V33H79ZM84 35H85V33H83ZM93 34V33H92ZM101 34H103V32L101 33ZM100 34V35H101ZM133 34V33H132ZM140 34V36H142ZM146 34V33H145ZM224 34V33H223ZM235 34H237L238 35V33H235ZM256 34V35H257ZM264 34V33H263ZM262 34V35H263ZM72 35H74V34H72ZM87 35V34H86ZM108 35V34H107ZM106 35V36H107ZM138 35V34H137ZM225 35V34H224ZM228 35V34H227ZM256 35H255V37H256ZM260 35V41H262V39L264 40V35L262 36V38H261V34H259ZM57 36V37H58ZM63 36V37H64ZM75 36H77V35H75ZM99 36V35H98ZM139 36V35H138ZM143 36H145V35H143ZM221 36V35H220ZM229 36V35H228ZM246 36V35H245ZM253 36V35H252ZM49 37V36H48ZM84 37H86L87 38V36H83V37H81V35H80V38H79V36H78V39L81 41V39H83V40H85V38ZM91 37V36H90ZM89 37V38H90ZM102 37H104V36H102ZM133 37V36H132ZM131 37V38H132ZM185 37V36H184ZM52 38V37H51ZM54 38V41H57V39H56V37H53ZM68 37H66V38H60V41L59 42H61L62 44L63 43H66V39H67ZM72 39H74L73 37H71ZM98 38V37H97ZM134 38V37H133ZM136 38V37H135ZM134 38V39H135ZM214 38H215V40H214ZM253 39H257V37L256 38H254V36L252 37ZM259 38V37H258ZM56 39V40H55ZM63 39H65L66 41H62ZM68 39H70V38H68ZM91 39V38H90ZM201 38H199V40L198 41H203V40H200ZM75 40V39H74ZM92 40H93V38H92ZM96 40V39H95ZM221 40V39H220ZM249 40V39H248ZM254 40V41H255ZM50 41H51V39H50ZM53 41V40H52ZM69 41L70 40H68V43H69ZM76 41H77V38H76ZM76 41H74V42H76ZM79 41V42H80ZM86 41V40H85ZM94 41V40H93ZM205 41H203V42H205ZM212 41H210V43H212ZM217 41H219V40H217ZM224 41H226V40H224ZM257 41H258V39H257ZM22 42V43H23ZM71 42H72V40H71ZM78 42V41H77ZM82 42H84V41H82ZM89 42V41H88ZM87 42V43H88ZM92 42V41H91ZM202 42V43H203ZM223 42V41H222ZM221 42V43H222ZM227 42V41H226ZM47 43V42H46ZM49 43V42H48ZM47 43V44H48ZM52 43V42H51ZM56 43V42H55ZM54 43V44H55ZM60 43V44H61ZM201 43V42H200ZM206 43V42H205ZM220 43V42H219ZM218 43V44H219ZM255 43V42H254ZM53 44V43H52ZM57 44H58V42H57ZM61 44V45H62ZM76 44V43H75ZM79 44V43H78ZM82 44V43H81ZM227 44V43H226ZM235 44V43H234ZM233 44V45H234ZM260 44V43H259ZM259 44H258V48L260 47V46H262V45H260L259 46ZM66 45V46H65ZM64 46L65 47H69L70 45L72 46L73 44H65ZM80 45V44H79ZM92 45V44H91ZM114 45V44H113ZM113 45H110V46H113ZM116 45V44H115ZM225 45V44H224ZM231 45L230 44V46H228V48H220L219 49V51L217 52L219 55H218V57H220L221 59H223V61H224V59L225 58H228V57H230L229 59L231 60L230 61V63H229V61H228V63H227V67L229 68V65L228 64H230L231 66V68H232V71L231 70H229V72H230V75L229 76H231V79L234 81V80H238V79H241L242 77H243V79H241V80H243L244 81V78H245V81H246V78L247 77H250V79H251V76L254 74L255 75V72L253 73V70L255 71L256 69V63H255V60H256V58L257 57H260L259 56V53L260 52H258V53H255L254 55H253V53L251 54V53H249V52H246V51H244V50H240V49H238L237 48V44L236 45ZM239 45V44H238ZM245 45H247V44H245ZM249 46L250 45H253V44H248ZM46 46H48V45H46ZM54 46H56V45H54ZM63 46V45H62ZM62 46H61V48L60 49H63L62 48ZM63 46V47H64ZM77 46V45H76ZM86 46V45H85ZM219 46V45H218ZM223 46V45H222ZM227 46V45H226ZM226 46H224V47H226ZM242 46V45H241ZM240 46V47H241ZM256 46V45H255ZM49 47H51V46H49ZM88 47V46H87ZM86 47V48H87ZM91 48H93L92 46H90ZM212 47V46H211ZM215 47V46H214ZM243 47V46H242ZM251 47V46H250ZM253 47H254V45H253ZM264 47V46H263ZM45 48V47H44ZM52 48V47H51ZM54 48V47H53ZM55 48H57V47H55ZM54 48V49H55ZM83 48V50H84V47H82ZM85 48V49H86ZM105 48V47H104ZM261 48V47H260ZM65 49V48H64ZM76 49V48H75ZM100 50H102L101 48H99ZM188 48H186V50H187ZM191 48H189V50H190ZM200 49V48H199ZM210 49V48H209ZM241 49H243V48H241ZM244 49H246V48H244ZM25 50V49H24ZM48 50H49V52H48ZM65 50H67V49H65ZM65 50H64V52H65ZM72 50V49H71ZM89 50H91V49H89ZM99 50V51H100ZM105 50V49H104ZM5 51V50H4ZM46 51V50H45ZM53 50H51V52H52ZM57 51V50H56ZM54 52V55L55 54H57V52ZM73 51H75V50H73ZM73 51H70V52H72L73 54H70V55H75V56H77L78 58H81V57H84V55H83V52L82 53H80V50H79V53H76V54H74V52ZM77 51V50H76ZM93 51H95V50H93ZM116 52H118L117 50H115ZM121 51V50H120ZM119 51V52H120ZM200 51V50H199ZM210 51V50H209ZM214 51V50H213ZM24 52V51H23ZM47 52L49 53V55L50 54H53V52L51 53L50 52V49H47ZM46 52V53H47ZM67 52H69V51H67ZM84 52H85V50H84ZM89 52V51H88ZM87 52V53H88ZM105 52V51H104ZM118 52V53H119ZM204 52V51H203ZM251 52H252V50H251ZM25 53V52H24ZM45 53V54H46ZM63 53V52H62ZM86 53V52H85ZM189 53H190V51H189ZM194 53V52H193ZM207 53H208V51H207ZM216 53V54H217ZM262 53V52H261ZM264 53V52H263ZM67 53L65 52V53H63V55H66ZM69 54H67L66 55V57L69 55ZM94 54V53H93ZM116 54V56L118 55L117 53H114V55ZM206 54V53H205ZM215 54V55H216ZM43 55H44V53H43ZM48 55V54H47ZM58 55V54H57ZM55 56L57 59H58V57L59 58H61V56ZM60 55V54H59ZM87 55V54H86ZM89 55H91V54H89ZM113 55V54H112ZM80 56V57H79ZM200 56H201V54H200ZM198 54L197 55H193V56H188V55H179L178 57H174L175 59L174 60H172L171 62H170V65L171 66H169V67H172V68H174V70H170L169 68V71L170 72H172V73H174L175 71H177L178 72V70H180V67H182V68H188V69H190L189 68V64L191 65L192 64V66L191 67H195L196 69L197 68H201V69H206V67H208V66H211V65H209V63L208 62H210V60L212 59L211 57H207V58H204V57H200ZM217 56V55H216ZM264 56V55H263ZM33 59H32V58ZM51 56H49V58H50ZM63 57V56H62ZM66 57H65V59H66ZM110 57V56H109ZM113 56H111L109 59L111 60V58H112ZM118 57H121V56H118ZM124 57V56H123ZM140 57V56H139ZM256 57V58H255ZM31 58V59H30ZM39 58H41L42 59V57H39L38 56V59ZM53 58V57H52ZM55 58V59H56ZM72 58H74V57H72ZM76 58V57H75ZM87 58H89V57H87ZM117 58V57H116ZM173 58V57H172ZM208 58H209V60H208ZM211 58V59H210ZM213 58H214V60H215V56H213ZM262 58V57H261ZM62 59V58H61ZM68 59V58H67ZM67 59L65 60V61H67ZM86 59V58H85ZM115 59V58H114ZM136 59H139V58H136ZM135 59V60H136ZM140 59H141V57H140ZM146 59V58H145ZM145 59H142L143 61H145ZM171 59V58H170ZM220 59V60H221ZM228 59V60H229ZM37 60V59H36ZM45 60V59H44ZM44 60H42L43 62H44ZM51 60V59H50ZM71 60V59H70ZM73 60V59H72ZM76 60V59H75ZM74 60V61H75ZM124 60H126V57H125V59ZM131 60V59H130ZM148 60V62L149 61H151V62H153L151 59L149 60V59H147ZM213 59L211 60V62H215ZM219 60V59H218ZM217 60V58H216V61H218ZM219 60V61H220ZM25 61V60H24ZM39 61V60H38ZM37 61V62H38ZM41 61V60H40ZM41 61V62H42ZM53 61V60H52ZM74 61H73V63H74ZM118 61H119V59H118ZM122 61H123V58H122ZM127 61V60H126ZM132 61V60H131ZM134 61V60H133ZM132 61V62H133ZM140 61V60H139ZM143 61H142V63H143ZM28 61H26V63H27ZM45 62H47V60H45ZM49 62V61H48ZM47 62V63H48ZM51 62V61H50ZM49 62V63H50ZM75 62H77V61H75ZM85 62V61H84ZM114 62H116L117 63V61H114ZM124 62V61H123ZM131 62V64H134V63H132ZM147 62V61H146ZM147 62V63H148ZM226 62V61H225ZM25 63V64H26ZM40 63V62H39ZM88 63V62H87ZM109 63H112V61H110ZM119 63H121V60H120V62ZM119 63L117 64V65H119ZM127 63V62H126ZM142 63H140V65L142 64ZM15 64V63H14ZM34 64V63H33ZM33 64H32V67H35V66H33ZM68 64H70V63H68ZM81 64V63H80ZM122 64V63H121ZM136 64H137V61H136ZM216 64V63H215ZM28 65V64H27ZM27 65H24V66H27ZM36 65V64H35ZM48 65V64H47ZM58 65H60V64H58ZM65 65V64H64ZM77 65V64H76ZM82 65V64H81ZM85 65V64H84ZM83 65V66H84ZM91 65V64H90ZM94 65V64H93ZM92 65V66H93ZM114 65V64H113ZM130 64L128 63V68L130 67L129 66ZM144 65V64H143ZM194 65V66H193ZM208 65V66H207ZM221 65V64H220ZM220 65H218V67H220ZM223 65V64H222ZM44 66V65H43ZM51 66V65H50ZM53 66V65H52ZM66 66H67V64H66ZM70 66H74L73 64L72 65H70ZM77 66H79V64L77 65ZM91 66V67H92ZM123 66V65H122ZM121 66V67H122ZM155 66V65H154ZM217 66V65H216ZM48 67H49V65H48ZM58 67V66H57ZM62 66H60V68H61ZM69 66H67V69H69L68 68ZM76 67V66H75ZM81 67V66H80ZM118 67V66H117ZM124 67V66H123ZM122 67V68H123ZM214 67V66H213ZM223 67V66H222ZM226 67V65H225V67L224 68H226V69H228ZM12 68H14V66L12 67ZM31 68V67H30ZM36 68H38V66L36 65ZM41 67H39V69H40ZM46 68V67H45ZM45 68L43 67V69H44V71H45ZM55 68V67H54ZM77 68V67H76ZM100 68V67H99ZM106 68H108V67H106ZM39 69H38V71H39ZM62 69H63V67H62ZM66 69V70H67ZM71 69H72V67H71ZM82 69V68H81ZM92 69V68H91ZM101 69V68H100ZM109 69V68H108ZM107 69V70H108ZM119 69H121V68H119ZM126 69V68H125ZM184 69H182L183 71H184ZM187 69V70H188ZM193 69V68H192ZM195 69V70H196ZM201 69L199 70H197L198 72L200 71V72H203L204 70H202L201 71ZM210 70L212 69V67L211 68H209ZM208 68L206 69L207 70V72L206 73H208V70H209ZM225 69V70H226ZM28 69L26 68V71H27ZM31 70V69H30ZM42 70V69H41ZM59 70V69H58ZM83 70H85V69H83ZM89 70V69H88ZM87 70V71H88ZM152 70V69H151ZM194 70V69H193ZM192 70V71H193ZM213 70V69H212ZM214 70H216V68L214 69ZM218 70V69H217ZM224 70V71H225ZM36 71V70H35ZM64 71V69L62 70V72ZM86 71V70H85ZM85 71H83V73H85ZM103 71V70H102ZM161 71V70H160ZM158 72V70L157 71H155L154 70V73L155 72H158V74H160V73H162V71L161 72ZM166 72H165V74L166 73H168L169 71L167 70V68H166V70H165ZM168 71V72H167ZM182 71V73H186L185 71L183 72ZM191 71V70H190ZM190 71H187V73L186 74H189L188 72H190ZM251 71H252V73L253 74H251ZM16 72V71H15ZM42 72V71H41ZM49 72V71H48ZM53 72V71H52ZM54 72H55V69H54ZM53 72V73H54ZM65 72V71H64ZM91 72H93V71H91ZM101 72V71H100ZM169 72V73H170ZM176 72V73H177ZM181 72V71H180ZM199 72V73H200ZM213 72H215V71H213ZM229 72L227 73V75L226 74H224L223 73V71L221 72V73H223V75L225 76H228V74H229ZM16 73H18V72H16ZM56 73V72H55ZM59 73H61V72H59ZM81 73V72H80ZM105 73V72H104ZM146 74H149V73H152V72H149V73H147V72H145ZM164 73V72H163ZM191 73V72H190ZM204 73H205V71H204ZM204 73H201V74H204ZM205 73V74H206ZM218 73V75L220 74L219 72H217ZM242 73V77H241V75H239V74H241ZM63 74H65V73H63ZM69 74V73H68ZM82 74V73H81ZM81 74H79V75H77L75 78L77 79V77H79ZM89 74H90V71H89ZM97 74V73H96ZM95 74V75H96ZM112 74V73H111ZM130 73H128V71H126V73L125 74H123L122 76H125V77H127V76H129V79L131 78V77H133L134 79L135 78H137L136 76L134 77V76H130L129 75ZM175 74V73H174ZM209 74V73H208ZM216 74V73H215ZM251 74V75H250ZM15 75V74H14ZM50 75V74H49ZM83 75V74H82ZM140 75H141V73H140ZM143 75V74H142ZM145 75V74H144ZM151 75H153V73L151 74ZM155 75H157V73L155 74ZM44 76V75H43ZM62 76V75H61ZM84 76V75H83ZM82 76V77H83ZM87 76H89V75H87ZM100 76V75H99ZM122 76H120L119 78L120 79H118V78H114V77H111V76H109V75H107V74H104V75H102L100 78H97L98 79V85L96 86V87H93V88H90V94L88 95V96H86L85 98H80V99H77V101H76V103L74 104V105H72V107L70 108V110L72 109V111H71V115L69 114L68 115V117L66 118V119H64L63 121H61L58 125H56L55 126V124H54V128L50 131L51 133H49V134H51V140H50V143L49 144H45V146H46V149H45V151L43 152V153H41V154H38L37 155V157L35 156V161H34V159L32 160V161H30V163H31V165L33 166V168L34 169H31V170H34V171H32V172H34V175L33 176H35V178L37 177L38 178V176H39V178L41 177V180H43V186L45 185V186H47L46 188H48L53 182H54V190H53V188L51 189V190H53V191H48V189H44L42 192H43V197L41 198V200H36V203H37V206H35L36 207V209L38 210V216H40L41 217V221L39 222V223H37V225H36V229L35 230H33V229H31V228H27V230H24V231H26V234H24V232H23V235H26V237H25V239L23 240L27 245H24V246H26L25 248H23V247H21L20 249H18L17 247H15L16 249H17V251H16V249H15V253L14 254H17V255H20L21 256V254H26V256L28 255V260L30 259L29 257H35L34 255H33V253L35 254L36 253V250L37 249H39V248H41V247H46V245L47 244H49L50 242H52V243H55V242H53V241H58V242H60V243H64V242H66V240L68 241L69 239H73L72 237L75 235V234H77L78 232H77V230H76V228L74 227L75 225H77V224H80V226H81V224H83L84 222H88V223H94V224H96V225H98V227H100V228H104V227H109V226H107L108 224H109V222L110 221H112V219H113V215H110V214H107V213H104L103 212V210H102V208L101 207H99V208H97V207H94V205L93 204H90L89 203V200H87V198H84V197H86L87 195L88 196H93L94 197V193L96 192V196H97V193H99V194H101L98 198H103V197H105L106 195H109V197L111 198V197H116V201L118 200V199H121V197L123 196L122 195V193L124 192H130V191H132L133 189H134V187H130V186H124L123 188H121V189H114L113 187H112V185L113 184H111V183H114V186H115V184H116V186H117V188L120 186V182H121V180H123L124 181V183L125 182H128V183H134V182H138L140 179L141 180H144V181H146V179H148L149 177H150V174H149V172L147 171V169H144V168H140V169H138L137 167L139 166H137V165H135V166H137L136 168L138 169L136 172L134 171L133 173H130V172H132V168L134 167V166H132L131 165V163L132 162H130L129 160H134V159H136V160H138L137 162H139L138 164H142V161H139V159L140 158H142L146 153H148L149 152V154H150V152H151V154L152 155H154V154H156V153H154V152H152L153 151V149H155V148H157V149H160V150H165V149H167L166 147H168V146H166L165 147V145H168L169 143H168V141H170V140H172V138H173V136H174V134L173 133H175L178 129V125H176V126H178L177 128H175L176 126L174 125V127H170V128H164V129H162L161 128V130H154V131H152L149 135H147L146 137H144V138H142V139H132L131 141H129L127 144H125L124 146H123V148H122V150H121V154H119V156H117V157H119V159L117 160V162H115L114 164H108V165H103V166H101V167H99L98 169L97 168H93V169H91V167L93 166V164H94V162L92 161V159H91V161L93 162V164H92V166H88L86 163H85V161H83V159H84V157H86L85 158V160H87V158H89V157H87V156H91L92 157V154H97L98 155V157H100V159H101V152L100 151H102V150H106L107 151V149L109 148V144L107 145V143H111L112 144V139H110V141H108L109 139V137L108 138H106V137H104L103 135H92V134H90V135H92L91 137H88V138H84V137H80V135L79 136H77L78 135V133H83V132H79V125H78V121L83 117V118H85V119H87L86 118V116H89L90 117V115H91V117H93L92 115L93 114H96V113H101L102 111H109L110 112V114H112V115H114V116H116L117 115V117L119 116H121V115H123V113L125 112V114L127 113L128 114V111L129 110H131V111H133V109H134V112H136L135 110H137L138 109V111L140 110V111H143L144 109L143 108H145V110H146V108L155 100L156 101V99L157 100H159V99H161V98H163L162 96V94L160 95H158V96H156V97H145V96H143V95H141V92H139V93H137L135 96H133L132 98L131 97H125V98H123V97H120V98H118L117 97V99L116 98H114V99H109V96H107V91H109V89L107 88L106 89V85L107 84H109V82L110 81H114V82H116V81H121V77ZM209 76V75H208ZM210 76H211V73H210ZM220 76V75H219ZM218 76V77H219ZM222 76V75H221ZM224 76H222L223 78H225V79H227L228 77H224ZM64 77V76H63ZM213 77V76H212ZM216 77V76H215ZM241 77V78H240ZM253 77V76H252ZM70 78V77H69ZM68 77L66 78L67 80L69 79ZM80 79H81V77H79ZM87 78V77H86ZM85 78V79H86ZM209 78V77H208ZM220 78V77H219ZM80 79H78V80H80ZM116 79H118V80H116ZM122 79H124V77L122 78ZM125 79H128V77L127 78H125ZM132 79V78H131ZM133 79V80H134ZM215 79V78H214ZM216 79H218V78H216ZM221 79V78H220ZM219 79V80H220ZM254 79V78H253ZM70 80V79H69ZM82 80V79H81ZM132 80V81H133ZM255 80V79H254ZM75 81V80H74ZM84 81V80H83ZM93 81V80H92ZM127 81H129V80H127ZM217 81V80H216ZM215 81V82H216ZM222 81V80H221ZM225 81V80H224ZM239 81V80H238ZM248 81V80H247ZM253 81V80H252ZM76 82V81H75ZM74 82V83H75ZM89 82V81H88ZM91 82V81H90ZM218 82V81H217ZM216 82V83H217ZM14 83V82H13ZM53 83V82H52ZM83 83V82H82ZM111 83V82H110ZM208 84H210L209 82H207ZM79 84V83H78ZM85 84H87V83H85ZM249 84H254V82L253 83H248V85ZM3 85V84H2ZM17 85V84H16ZM75 85V84H74ZM91 85V84H90ZM234 85H237V84H234ZM239 85V84H238ZM241 85V84H240ZM264 85V84H263ZM31 86V85H30ZM49 86V85H48ZM83 86V85H82ZM85 86V85H84ZM87 86H88V84H87ZM209 86V85H208ZM219 86V85H218ZM225 86V85H224ZM227 86H229V87H231V85H227ZM227 86H225V87H227ZM233 86V85H232ZM250 86H252V85H250ZM4 87H6V86H4ZM3 87V88H4ZM8 87V86H7ZM90 87V86H89ZM107 87H109V86H107ZM204 87V86H203ZM239 87V86H238ZM246 87V86H245ZM253 87V86H252ZM251 87V88H252ZM257 87V86H256ZM9 88V87H8ZM8 88H7V92H8ZM72 88V87H71ZM74 88V87H73ZM80 88H81V86H80ZM88 87H86V89H87ZM213 88V87H212ZM216 88H219V87H216ZM216 88H214L215 90H217ZM237 88V87H236ZM16 88H14V90H15ZM76 89V88H75ZM85 91H86V89L85 88H83ZM89 89V88H88ZM87 89V90H88ZM246 89H247V87H246ZM1 90V89H0ZM6 90V89H5ZM20 90V89H19ZM79 90V89H78ZM81 90V89H80ZM205 90V89H204ZM203 90V91H204ZM213 90V89H212ZM222 90V89H221ZM232 90V89H231ZM237 90V89H236ZM242 90H243V88H242ZM248 90V89H247ZM254 90V89H253ZM10 91V90H9ZM72 91H73V89H72ZM82 91V90H81ZM84 91V92H85ZM206 91V90H205ZM208 91V90H207ZM230 91V90H229ZM254 91H256V90H254ZM253 91V92H254ZM260 91V90H259ZM15 92H17V91H15ZM14 92V93H15ZM19 92V91H18ZM71 92V90L69 91V92H64V95L66 94V95H68V94H71L70 93ZM84 92H82V93H84ZM160 92H162V91H160ZM222 92H223V90H222ZM224 92H225V90H224ZM241 92V91H240ZM245 91H243V94L244 95H246L247 94V92H246V94L244 93ZM2 93V92H1ZM10 93V92H9ZM88 93V92H87ZM206 93H208V92H206ZM209 93H210V91H209ZM208 93V94H209ZM211 93H214V91L213 92H211ZM216 93V92H215ZM227 93V92H226ZM236 93V92H235ZM237 93H238V91H237ZM256 93V92H255ZM262 93V92H261ZM260 93V94H261ZM4 94V93H3ZM11 94V93H10ZM24 94V93H23ZM22 94V95H23ZM73 94V93H72ZM71 94V95H72ZM78 94V93H77ZM223 95H225L224 93H222ZM230 94V93H229ZM252 94V93H251ZM9 95V94H8ZM31 95V94H30ZM34 95V94H33ZM32 95V96H33ZM64 95H62L63 97H64ZM65 95V96H66ZM75 95V94H74ZM82 95V94H81ZM80 95V96H81ZM214 95V94H213ZM216 95V94H215ZM218 95V94H217ZM222 95V96H223ZM257 95V94H256ZM255 95V96H256ZM7 96V95H6ZM6 96H4L3 98H0V100L2 99V100H4V98L6 97ZM13 96V95H12ZM18 95H16V97H17ZM19 96H21V95H19ZM38 96V95H37ZM56 96V95H55ZM54 96V97H55ZM254 96V97H255ZM258 96V95H257ZM257 96L255 97V98H257ZM14 97V96H13ZM34 98L36 97V94H35V96H33ZM33 97H32V99H33ZM58 97V96H57ZM62 97V98H63ZM76 97H77V95H76ZM169 97H170V95H169ZM215 97V96H214ZM221 97V96H220ZM239 97H243L242 96V93H241V96L239 95ZM245 97V96H244ZM251 97H253V95H251ZM250 97V98H251ZM20 98V97H19ZM37 98V97H36ZM60 98V97H59ZM62 98H61V100H62ZM79 98V97H78ZM165 98V97H164ZM167 98V97H166ZM207 98V97H206ZM12 99V98H11ZM21 99V98H20ZM29 99H30V97H29ZM58 99V98H57ZM56 99V100H57ZM68 99V98H67ZM72 99V98H71ZM204 99V98H203ZM218 99V98H217ZM2 100H1V102H2ZM5 100H7V99H5ZM25 100V99H24ZM63 100H64V98H63ZM165 99H162V100H160L161 102L162 101H164ZM231 100V99H230ZM230 100L228 101L229 103H230ZM9 101V100H8ZM11 101V100H10ZM8 102V103H11V102ZM23 101V100H22ZM34 101H36V99H34ZM33 101V102H34ZM59 101V100H58ZM65 101V100H64ZM159 101V102H160ZM232 101V100H231ZM240 101V100H239ZM242 101H246L245 99H243ZM256 102H258L257 100H255ZM4 102V101H3ZM13 102V101H12ZM26 102V101H25ZM32 102V101H31ZM31 102H28V103H30L31 104ZM33 102H32V104H33ZM37 102V101H36ZM66 102H67V100H66ZM73 102V101H72ZM226 102V101H225ZM225 102H223V103H225ZM227 102V103H228ZM235 102V101H234ZM247 102H249V101H247ZM251 102V101H250ZM249 102V103H250ZM8 103H6V105H8V106H11V105H9ZM20 103V102H19ZM70 103V102H69ZM166 103V102H165ZM165 103H161L162 105L163 104H165ZM169 103H171V102H169ZM168 103V104H169ZM3 104V103H2ZM5 104V103H4ZM12 104V103H11ZM21 104H23V103H21ZM64 104H66V103H64ZM72 104V103H71ZM153 104V103H152ZM157 104V103H156ZM155 104V105H156ZM161 104H159V105H161ZM167 104V103H166ZM189 104H191V103H189ZM203 105H202V107H201V109H200V112H199V114H201V113H204V112H209L210 114H212V115H210V116H216L217 117V115L216 114H218V115H222L224 112L226 113V111H221V109H223L224 107L222 106L223 104H222V100H213L212 102H210L209 104H206V105H204V103H202ZM232 104V103H231ZM245 104H246V102H245ZM251 104V106H253L252 105V103H250ZM257 103H255L254 105H256ZM14 105V104H13ZM34 105H36V104H33V106ZM54 105V104H53ZM70 105V104H69ZM68 105V106H69ZM159 105L157 104L156 106H154L155 108L158 106L159 107ZM170 105V104H169ZM198 105V104H197ZM225 105V104H224ZM241 105H244V104H241ZM5 106V105H4ZM24 106V105H23ZM42 106H44V105H42ZM66 106V105H65ZM239 107L240 105L238 104H236L235 105V108H237V107ZM245 106V105H244ZM247 106H249V105H247ZM6 107V106H5ZM4 107V108H5ZM12 107V106H11ZM17 107H20V106H17ZM27 107H29V105H27ZM49 107V106H48ZM154 107H152L151 108V106L150 107H148V108H151L152 110H153V112L155 111V108ZM157 107V108H158ZM164 109H165V107L164 106H162ZM200 107V106H199ZM228 107H229V105H228ZM228 107H226L228 110H229V108ZM230 107H232L233 108V105H230ZM241 107V106H240ZM250 107V106H249ZM3 108V107H2ZM1 108V110L3 111V110H5V109H2ZM14 108V107H13ZM13 108H11V109H13ZM21 108V107H20ZM19 108V110H22V109H20ZM51 108V107H50ZM53 108V110L56 108V107H52ZM51 108V109H52ZM154 108V109H153ZM168 108H170V107H168ZM234 108V109H235ZM247 108V107H246ZM7 109V108H6ZM10 109V110H11ZM24 109V108H23ZM34 109V108H33ZM48 109V108H47ZM141 109H143V110H141ZM167 109V108H166ZM0 110V111H1ZM9 110V109H8ZM8 110H5V111H8ZM66 110V109H65ZM150 110V109H149ZM156 110H158V109H156ZM197 110V109H196ZM245 110V109H244ZM249 110H250V108H249ZM16 111V110H15ZM17 111H18V109H17ZM22 111H24V110H22ZM27 111V110H26ZM29 111V110H28ZM44 111V110H43ZM54 111H56V110H54ZM59 111H60V109H59ZM99 111H101V112H99ZM140 111L138 112V114L140 113ZM151 111V110H150ZM159 111H161V109H159ZM158 111V113H163V112H159ZM165 111V110H164ZM193 111V110H192ZM230 111V110H229ZM241 111H243V109H241ZM252 111H254L253 109H252ZM251 111V112H252ZM4 112V111H3ZM10 112V111H9ZM8 112V113H9ZM30 112H32L31 110H30ZM46 112H47V110H46ZM64 112H66V111H64ZM109 112H108V114H109ZM144 112V111H143ZM146 113L147 112H149V111H145ZM153 112H151L152 113V116L151 115H149V114H143V116L144 117H148V118H146V119H149V116H151V118L152 119H154L153 118V116H155L156 117V115H154V113H156L157 114V111H155L154 113ZM222 112V114H220ZM249 113H250V111H248ZM2 113V112H1ZM14 113V112H13ZM12 113V114H13ZM19 113L21 114V111H19ZM26 113V112H25ZM35 113V112H34ZM33 113V114H34ZM51 113V112H50ZM150 113V112H149ZM193 113V112H192ZM208 113V114H209ZM232 113H234V115L237 113H235V111H231V113H229L230 115L232 114ZM239 113V112H238ZM242 113H244V116L246 117V116H248L249 115V113H248V115H245L246 113L245 112H242ZM254 113H255V111H254ZM3 114H5V113H3ZM16 113H14V115H15ZM20 114H18V112H17V115L19 116ZM29 114H32V113H29ZM41 114H42V112H41ZM46 114H48V113H46ZM61 114V113H60ZM108 114H106L105 113V116H106V118L108 117V116H110V115H108ZM130 114V113H129ZM128 114V115H129ZM132 114L133 113H131V115L130 116H132ZM135 114H137V113H135ZM199 114H198V111L196 112V111H194V113H193V116L194 117H199ZM207 114V113H206ZM240 114V113H239ZM256 114H257V112H256ZM255 114V116H257ZM57 115V114H56ZM99 115H103V113H101V114H99ZM98 115V116H99ZM108 115V116H107ZM128 115H126V116H128ZM134 115V114H133ZM146 115V116H145ZM205 115V114H204ZM233 114H232V116H234ZM241 115V114H240ZM251 115V114H250ZM250 115L248 116V119L247 120H249V117H250ZM10 116V115H9ZM21 116V115H20ZM28 116V118L30 117L29 115H27ZM26 116V117H27ZM37 116V115H36ZM36 116H35V118H36ZM39 116V115H38ZM41 116V115H40ZM50 116H52V115H50ZM53 116H55V114L53 115ZM125 116V118L127 119V117ZM201 116L202 117H204L205 118V116H203L202 114H201ZM201 116L199 117L200 119H201ZM207 116V115H206ZM228 116V114L225 116L224 115V117H227ZM232 116H229V117H231V118H227V121L229 120V122L233 119L232 118ZM241 116H243V115H241ZM15 116H13V118H14ZM26 117H23V122L26 120ZM56 117V116H55ZM60 117V116H59ZM88 117V118H89ZM90 117V118H91ZM101 117V116H100ZM111 117V116H110ZM122 117V116H121ZM129 117V116H128ZM235 117V116H234ZM257 117H259V116H257ZM257 117L256 118H254V119H257ZM32 118V117H31ZM31 118H29V119H31ZM34 118V117H33ZM48 118H50V117H48ZM89 118V119H90ZM124 118V116L122 117V118H120V119H124V120H126ZM150 118V119H151ZM222 119H224L223 117H221ZM220 118V119H221ZM251 118V117H250ZM253 118V117H252ZM259 118H262L261 116L259 117ZM20 119H21V117H20ZM29 119H27L28 121H29ZM44 119H46V117L44 116ZM149 119V120H150ZM190 119V118H189ZM192 119V118H191ZM190 119V122L191 121H195V123H197L196 122V119L197 118H195V119H193V120H191ZM210 120V118L209 117H207V118H205V120ZM216 119V118H215ZM215 119H213V120H215ZM219 118H218V120H220ZM226 119V118H225ZM4 120V119H3ZM35 120V119H34ZM43 120V119H42ZM95 120H96V122H95ZM99 120H103V119H94V122L93 123H97V122H99ZM104 120H106V119H104ZM104 120L102 121V122H104ZM155 120V119H154ZM207 120V121H208ZM21 121V120H20ZM52 121V120H51ZM87 121V120H86ZM85 121V122H86ZM89 121V120H88ZM153 121V120H152ZM202 121H204V120H202L201 119V122ZM210 121H212V119L210 120ZM208 122V123H210L211 124V122ZM222 121V120H221ZM221 121H217L218 123L219 122H221ZM226 121V120H225ZM224 121V122H225ZM260 121H262V120H260ZM264 121V120H263ZM12 122V121H11ZM19 122V121H18ZM22 122V121H21ZM22 122V124H24ZM25 122H27V121H25ZM33 122V121H32ZM44 123H45V121H43ZM42 122V124H44ZM50 122V121H49ZM83 122H84V119H83ZM178 122V121H177ZM206 121H204L203 123H205ZM213 122H215V121H213ZM258 122V121H257ZM40 123V122H39ZM56 123H57V121H56ZM86 123H89V125L88 126H90L91 124H92V122H91V124H90V122H86ZM85 123V124H86ZM100 123H101V121H100ZM189 123V121H187V123L186 124H188ZM198 123H199V120H198ZM221 123H223V122H221ZM226 123V122H225ZM225 123H223V125L225 124ZM1 124V123H0ZM32 124V123H31ZM79 124H80V122H79ZM81 124H82V119H81ZM80 124V125H81ZM183 124V123H182ZM189 124H191V123H189ZM194 124V123H193ZM193 124H191L192 125V127H193ZM206 124V123H205ZM215 124V123H214ZM220 124V123H219ZM218 124V125H219ZM228 124V123H227ZM230 124V123H229ZM263 124H264V122H263ZM2 125H3V123H2ZM10 125V126H9ZM11 125L12 124H8V126H7V123L5 124L4 123V126H6V127H8V129L10 128L11 129ZM26 126L27 125H29V122H28V124H25ZM40 125H41V123H40ZM39 125V126H40ZM185 125V124H184ZM196 125H198V124H196ZM196 125H194V127H193V131L195 132V130L194 129H198L197 127H196ZM206 125H208V127H210V129L212 128V126H213V124H212V126L210 125L209 126V124H206ZM205 125V126H206ZM216 125V124H215ZM215 125H214V127L213 128H215V130H217V126L215 127ZM37 126V125H36ZM52 126H53V124H52ZM52 126H51V128H52ZM83 127H84V125H82ZM86 126V128H87V125H85ZM205 126H201V124H200V126H198V127H205ZM229 126V125H228ZM258 126H259V124H258ZM23 127V126H22ZM30 128L32 127V126H29ZM46 127V126H45ZM157 127V126H156ZM181 127H184L185 128V126H181ZM223 127V126H222ZM222 127H221V129H222ZM226 127H227V125H226ZM230 127H231V125H230ZM229 127V128H230ZM25 128V127H24ZM37 128H38V126H37ZM85 128V127H84ZM83 128V129H84ZM86 128H85V130H86ZM158 128V127H157ZM183 128V129H184ZM187 128H191V126L190 125H187V127H186V129ZM1 129V128H0ZM44 129V128H43ZM182 129V128H181ZM206 129V128H205ZM219 129V128H218ZM219 130V131H221L222 132V130ZM224 129V128H223ZM231 129H232V131L233 130H235L234 129V127L232 128L231 127ZM260 129V130H259ZM13 130H16L15 129V127H13ZM17 130H21V129H19V128H17ZM32 130V129H31ZM36 130V129H35ZM39 130V129H38ZM188 130V129H187ZM200 130H204L203 128L202 129H200ZM225 130V129H224ZM230 130V129H229ZM228 130V131H229ZM251 130H253V131H250L249 132V134L250 133H252L253 135H254V126H253V128L251 129ZM258 131H260V135H258V133H257V135H258V138H260V139H263V132H264V127H262V125H261V128L260 127H258V129H257ZM44 131V130H43ZM179 131V130H178ZM190 131H191V129H190ZM198 131V130H197ZM218 131V130H217ZM216 131V132H217ZM226 131H227V128H226ZM226 131H223L224 132V134L226 135V134H228V132H226ZM231 131V130H230ZM229 131V132H230ZM2 132V131H1ZM4 132V131H3ZM15 132V131H14ZM18 132V131H17ZM31 132V131H30ZM140 132V131H139ZM179 132H181V130L179 131ZM179 132L177 133V134H175L176 136H174L175 138L177 137V138H179V137H183V133L181 132L180 134H181V136H180V134H179ZM184 132L186 133V135H188V131H186L185 129H184ZM215 131L213 132L214 134L216 133ZM226 132V133H225ZM234 132V131H233ZM35 133V132H34ZM41 133V132H40ZM46 132H44V134H45ZM87 133V132H86ZM230 133H232V132H230ZM5 134H13V133H6L5 132ZM15 134H17V133H15ZM20 134V133H19ZM102 134V133H101ZM109 134V133H108ZM173 136H172V135ZM217 134H222V133H218L217 132ZM217 134H215V135H217ZM224 134L222 135V136H224ZM233 134V133H232ZM235 134H236V132H235ZM249 134H247V135H249ZM35 135V134H34ZM43 135V134H42ZM87 135H89V134H87ZM86 135V136H87ZM131 135V134H130ZM177 135H179V136H177ZM185 135V134H184ZM238 134H236V136H237ZM247 135H245V136H247ZM4 136V135H3ZM110 136V135H109ZM131 136H133V135H131ZM229 136H231V135H229ZM234 136V135H233ZM235 136V137H236ZM239 136V135H238ZM237 136V137H238ZM252 135H250L248 138L249 139H252L254 136H256V134L253 136V137H251ZM12 137V136H11ZM32 137V136H31ZM134 137V136H133ZM171 139H170V138ZM217 137H218V135H217ZM227 137H228V135H227ZM242 137V136H241ZM251 137V138H250ZM262 137V138H261ZM1 138H2V135H1ZM4 138V137H3ZM30 137H28V139H29ZM43 138V137H42ZM48 138H49V136H48ZM170 139V140H168L167 141V139ZM185 138V137H184ZM231 138V137H230ZM257 138V139H258ZM8 139V138H7ZM20 139V138H19ZM19 139H17V142H18V140ZM34 139H36V138H34ZM39 139H41V138H39ZM224 139V138H223ZM231 139H233V138H231ZM243 139H244V137H243ZM246 137H245V140H240V138H237V140H235V138H234V140H232V141H238L237 142V144H241V142H243V141H246ZM253 139H255V140H257L256 138H253ZM253 139H252V143H254V144H258V146L256 145L254 148L257 150V153L259 154V155H257V154H254V153H249L248 155L251 157V158H247L248 156H246V157H243L241 154H239V152H238V154L239 155H237V156H239L240 158H241V156H242V159L244 158V160H243V163H242V165L244 166V167H242V168H245L246 170H247V172L249 173V174H251V175H253V179H257L258 181L259 180H261V182H262V179H264V140L262 141H257V143H255V142H253ZM14 140V142L16 141L15 139H13ZM21 140V139H20ZM24 140V139H23ZM22 140V141H23ZM30 140H31V138H30ZM44 140V139H43ZM128 140V139H127ZM145 140H147V141H149V142H144ZM174 140V139H173ZM172 140V141H173ZM176 140H178V139H176ZM210 140H213V139H210ZM219 140H220V137H219ZM225 140V139H224ZM10 140L8 139V141H7V144H10V145H13V144H15L16 143V145H17V142H15V143H10V142H12V140L9 142ZM22 141H20V142H22ZM28 141V140H27ZM26 141V142H27ZM34 141V140H33ZM32 141V142H33ZM36 141H38L37 139L35 140V142ZM40 141V140H39ZM108 141V142H107ZM191 141H193V140H191ZM214 141V140H213ZM213 141H212V144L213 145H216V144H214L213 143ZM223 141V140H222ZM1 142V141H0ZM2 142H3V140H2ZM1 142V143H2ZM5 142H6V140H5ZM4 142V143H5ZM34 142V143H35ZM177 142V141H176ZM175 142V143H176ZM181 142V141H180ZM240 142V143H239ZM3 143V144H4ZM37 143V142H36ZM183 143V142H182ZM2 144V145H3ZM18 144H20L19 142H18ZM24 144V143H23ZM27 144H29V143H27ZM39 144H40V142H39ZM38 143H37V145H35V146H38L39 145ZM188 144H190V142L188 143ZM191 144H193L192 142H191ZM190 144V145H191ZM210 144V143H209ZM210 145L212 148H213V145ZM243 145L244 144H246L245 142H243L242 143ZM241 144V145H242ZM1 145V144H0ZM5 145H6V143H5ZM10 145H8V147L10 146ZM21 146H22V144H20ZM25 145V144H24ZM34 145V144H33ZM44 145V144H43ZM42 145V146H43ZM242 145V146H243ZM7 146V145H6ZM185 146H187L186 144H185ZM184 146V147H185ZM189 146V145H188ZM186 147V149L185 148H183V149H185V150H183L182 148H181V153H178L179 155H175L176 157H173L172 158V156L170 157L169 156V153H168V149L166 150L167 151V153H168V155H161V156H159V154L161 153V151L160 150H158V151H160V153L159 154H157V155H155V158H154V156H153V158H152V155H151V159H148L149 158V156L146 158V160L148 159L150 162H152V161H154V160H156V161H154V162H156L157 164H158V162H160V158H158V156L159 157H161V164H162V167H165V169L168 167V166H171L172 168H173V166L174 167H177V166H180V164H181V166H183V168H184V166H187V163L190 165L191 164V166H190V168L191 167H193V166H195V164H196V166H199V167H197V169H199L200 170V168H201V164H202V160H201V164L199 165V162L198 161H196L197 159H203V155H201L199 152L201 151H198V149H197V151H196V148L195 149H193L194 148V146L196 147L197 145L195 144V145H192L193 147L191 148V146L190 147ZM240 146V145H239ZM3 147V146H2ZM13 147H14V145H13ZM23 147H25V146H23ZM33 147V146H32ZM173 147V145L171 146L170 145V147H169V149L170 148H172ZM220 146H218V147H216V149L217 148H219ZM257 147V148H256ZM7 147H5V151L8 149H6ZM9 148H11V147H9ZM110 148H111V146H110ZM110 148L108 149V150H110ZM165 148V149H164ZM174 148V147H173ZM221 148V147H220ZM220 148L218 149V150H220ZM241 148V147H240ZM251 148V147H250ZM252 148H253V146H252ZM254 148H253V151H255L256 152V150H254ZM20 149V148H19ZM28 149V148H27ZM33 149V148H32ZM35 149V148H34ZM223 149V148H222ZM221 149V153H223L222 150ZM232 149V148H231ZM230 149V150H231ZM238 149V148H237ZM236 149V150H237ZM243 149V148H242ZM0 150H2L1 148H0ZM15 150V149H14ZM23 150V149H22ZM21 150V151H22ZM44 150V149H43ZM114 150V149H113ZM118 150V149H117ZM247 150V149H246ZM250 150V149H249ZM248 150V152H251V151H249ZM4 151V150H3ZM2 151V152H3ZM9 151V150H8ZM16 151V150H15ZM24 151V150H23ZM29 151V150H28ZM32 151V150H31ZM30 151V152H31ZM106 151H104V152H106ZM116 151V150H115ZM166 151L164 152V153H166ZM7 152V151H6ZM14 152V151H13ZM12 152V153H13ZM30 152H28V153H30ZM40 152V151H39ZM109 152H112V151H109ZM108 152V153H109ZM169 152H170V150H169ZM182 152H184V153H182ZM202 152V151H201ZM217 152V151H216ZM227 152V151H226ZM226 152H224V153H226ZM230 152V151H229ZM228 152V154H230ZM247 152V153H248ZM9 153V152H8ZM11 153V152H10ZM9 153V154H10ZM17 152H15L14 154H16ZM19 153V152H18ZM21 153V152H20ZM116 153H118V151H116ZM204 153V152H203ZM206 153V152H205ZM204 153V154H205ZM233 153V152H232ZM246 153V152H245ZM244 153V154H245ZM4 154V153H3ZM14 154H12V156L14 155ZM22 154V153H21ZM23 154H27V153H23ZM33 154V153H32ZM35 154V153H34ZM105 154V153H104ZM107 154V153H106ZM148 154V155H149ZM200 154V155H199ZM242 154H243V152H242ZM20 155V154H19ZM102 155H103V153H102ZM206 155V154H205ZM241 155V156H240ZM253 155V156H252ZM7 156V155H6ZM9 156V155H8ZM18 156V155H17ZM24 156V155H23ZM22 156V157H23ZM32 156V155H31ZM96 156V155H95ZM104 156H106V155H104ZM146 156V155H145ZM145 156H144V159H145ZM157 156V157H156ZM174 156V155H173ZM2 157V156H1ZM11 157V156H10ZM27 157V156H26ZM98 157H95V159L97 158L98 159ZM206 157V156H205ZM231 157V156H230ZM234 157V156H233ZM15 158V157H14ZM103 158V160L105 159L104 157H102ZM157 158H158V161H157ZM6 159H7V157H6ZM9 159V158H8ZM7 159V160H8ZM18 159V158H17ZM21 159V158H20ZM24 159H26V158H24ZM90 159V158H89ZM95 159H94V161H95ZM100 159H99V161H100ZM153 159V160H152ZM228 159V158H227ZM238 159V158H237ZM242 159H240L241 161H242ZM0 160H1V158H0ZM13 160H16V159H13ZM31 160V159H30ZM103 160L101 159V164H102V162H103ZM135 160V161H136ZM140 160H142V159H140ZM147 160V161H148ZM152 160V161H151ZM204 160H205V158H204ZM206 160H207V158H206ZM205 160V161H206ZM5 161V160H4ZM4 161H1L2 163L4 162ZM25 161V160H24ZM23 161V162H24ZM108 161V160H107ZM129 161V162H128ZM208 161H210V160H208ZM235 161V160H234ZM233 161V162H234ZM241 161H239L240 163H241ZM6 162V161H5ZM15 162H18V161H15ZM21 161H19V163H20ZM89 162V161H88ZM95 162H98V160L97 161H95ZM106 162V161H105ZM134 162V161H133ZM231 163H232V160L230 161ZM236 162V161H235ZM238 162V161H237ZM239 162H238V164H239ZM7 163V162H6ZM12 163H13V161H12ZM85 163V164H84ZM184 163H185V165H184ZM195 163V164H194ZM24 164V163H23ZM100 164V163H99ZM146 165H149L150 163H145ZM209 164V163H208ZM235 164V163H234ZM6 165V164H5ZM4 165V166H5ZM16 165V163L14 164V166ZM30 165V166H31ZM95 165H98V164H95ZM144 165V164H143ZM151 165H156V164H151ZM173 165V166H172ZM203 165H206L204 162H203ZM202 165V166H203ZM210 165H212V164H210ZM214 165V164H213ZM220 165H222V164H220ZM241 165V164H240ZM240 165H238V166H240ZM1 167H3L2 165H0ZM11 166V165H10ZM23 166V165H22ZM29 166V167H30ZM215 166H217V164L216 165H214V167ZM230 166V165H229ZM238 166H237V164L236 165H234V166H231L232 168L231 169H227L226 171L225 170H223V172L225 171V173L222 175V174H220V176L218 175V172L221 170L220 168H223V167H220L219 166V164H218V168L220 169V170H218V171H216V175H218L219 176V179L220 180H218V182H217V180L216 179H218V178H215V180H216V182H214V189L212 188L213 186L212 185H210V186H212L211 188V190H215V191H217V193H215V194H213L215 191H213V193H211L210 192V189L208 190V192L205 194L206 195V197H208V200H205L204 199V202L206 201H208V204L206 205V203L205 204H203V205H206V207L208 206V207H213L215 210H216V212H217V214L218 215H220L223 219H221L222 221H220V222H222L223 223V225H224V223H227L226 225H225V228H226V234H227V236L225 237L224 236V234H222L223 235V237L225 238V241H224V243L221 245V247H219V250L218 251H220V249H221V251H222V253L221 254H223V255H221L222 256V258L224 259V261H225V259H229L228 257L229 256H231V255H235L236 256V254H237V256L238 255H241L242 254V250H248V249H244L245 247H244V244H242V243H244V241H242V243H241V245H243V246H241L240 248L241 249H238L237 250V248H234V246L233 247H231L229 244V241H230V239H231V237H233V231L232 232H229V231H231V229L232 228H234V230L236 229V231L237 232H239V234H240V232H242L241 233V236L243 235V233H246V232H248V231H250L252 228V226H249V225H252V224H249L250 222H249V218H251L250 220H252V218L255 220L256 219V217H258L257 219H259L260 221H261V217H262V220H263V225H264V186H263V188H261V189H259V190H257V191H254V189H253V195H250V193H249V196H247V197H243V198H239V196L237 197V195L239 194V193H231L230 191H228V187L230 188V186L232 187V186H236V187H238L239 185H238V183H240V185L241 184H243L244 185V179H243V183H241V181H240V179L239 180H234V177H233V175L234 174H236V173H243L242 174V176L243 175H246L245 174V169H244V171H242L243 169H240V168H238ZM7 167V166H6ZM6 167H5V169H6ZM13 167V166H12ZM25 167H27V166H25ZM148 167V166H147ZM171 167L170 168H167V169H171ZM188 167V166H187ZM187 167L186 168H184V169H186V170H184L183 168H182V170H184L183 172H185V171H187L188 169H187ZM203 167H205V166H203ZM202 167V168H203ZM225 167V166H224ZM4 168V167H3ZM14 168V167H13ZM18 168H19V166H18ZM17 168V169H18ZM31 168V167H30ZM29 168V169H30ZM161 168V167H160ZM179 168H181V167H179ZM189 168V167H188ZM194 168V167H193ZM192 168V169H193ZM201 168V169H202ZM4 169V170H5ZM23 169V168H22ZM21 169V170H22ZM134 169V168H133ZM150 169V168H149ZM152 169V168H151ZM162 169V168H161ZM161 169H158L157 168V170H161ZM174 169V168H173ZM176 169H178V168H176ZM191 169V171H193ZM197 169H196V171H197ZM216 169V168H215ZM224 169H226V168H224ZM256 169H258L259 171H261V174H262V176H260L258 173V171L256 170ZM30 170V171H31ZM180 170V169H179ZM178 170V171H179ZM198 170V171H199ZM2 171V170H1ZM7 171V170H6ZM5 171V172H6ZM13 171V170H12ZM18 171H19V169H18ZM147 171V172H146ZM152 171V170H151ZM161 171H163V170H161ZM165 171V170H164ZM171 171H173L172 169H171ZM175 171L177 172V170H174V172L173 173H175ZM189 171V170H188ZM188 171L186 172V174H188V175H190V173H188ZM196 171H193V172H196ZM197 171V172H198ZM11 172V171H10ZM15 172V171H14ZM31 172V173H32ZM118 172V173H117ZM129 172V173H128ZM157 172V171H156ZM166 172V171H165ZM196 172V173H197ZM220 172H222V171H220ZM222 172V173H223ZM2 173H4V171L2 172ZM9 173V171L8 172H6V176H7V174ZM18 173V172H17ZM16 173V176H18V174ZM20 173H21V171H20ZM19 173V174H20ZM24 173H25V171H24ZM24 173H22V174H24ZM29 174V172L27 171L26 172V174ZM152 173H154V172H152ZM164 173V172H163ZM173 173L172 174H170V175H173ZM181 173V172H180ZM148 174V175H147ZM168 173H166V175H167ZM179 174V173H178ZM177 174V175H178ZM183 174V173H182ZM182 174H181V176H182ZM192 174V173H191ZM8 175H10V174H8ZM15 175V174H14ZM13 175V176H14ZM25 175V174H24ZM58 175H61V180L62 181H59L58 180ZM151 175H154L155 176V174H151ZM170 175H169V177H170ZM175 175V174H174ZM177 175H175V176H177ZM180 175V174H179ZM184 175V174H183ZM193 175V174H192ZM238 175V174H237ZM236 175V176H237ZM248 175V174H247ZM11 176H12V174H11ZM22 176L23 175H20V176H18V178L19 177H21L20 179H22ZM149 176V177H148ZM154 176H152V177H154ZM158 176H159V172H158ZM165 176V175H164ZM175 176H173V177H175ZM196 176V175H195ZM199 176V175H198ZM197 176V177H198ZM201 176V175H200ZM215 176V175H214ZM23 177H26V176H23ZM29 177H30V175H29ZM139 177V178H138ZM148 177V178H147ZM157 177V176H156ZM183 177V176H182ZM190 177V176H189ZM192 177V176H191ZM193 177H194V175H193ZM246 177V176H245ZM2 178V177H1ZM34 178V179H35ZM38 178V179H39ZM151 178V177H150ZM159 178V177H158ZM162 178H163V176H162ZM161 178V179H162ZM168 178V177H167ZM4 179V178H3ZM15 179H16V177H15ZM19 179V180H20ZM31 179H32V177H31ZM161 179H159V181L161 180ZM199 179V178H198ZM213 179V178H212ZM236 179V178H235ZM252 178H251V180H253ZM25 180H26V178H25ZM28 180V179H27ZM154 181L155 180H157V179H153ZM177 180V179H176ZM188 180V179H187ZM193 180V179H192ZM242 180V179H241ZM8 181V180H7ZM12 181V180H11ZM10 181V182H11ZM32 181V180H31ZM35 181V180H34ZM39 181V180H38ZM148 181H150V180H148ZM147 181V183L149 184V182ZM152 181V180H151ZM154 181H152V182H154ZM162 181V180H161ZM164 181V180H163ZM233 181H237V185L236 184H234L235 182H233ZM248 181H250V180H248ZM254 181V180H253ZM3 182H4V180H3ZM6 182V181H5ZM17 182H19V181H17ZM41 182V181H40ZM156 182V181H155ZM155 182H154V184H155ZM158 182V181H157ZM165 182H167V181H165ZM189 182V181H188ZM195 182V181H194ZM245 182H246V180H245ZM260 182V181H259ZM259 182L257 183V184H259ZM13 183V182H12ZM11 183V184H12ZM146 183V182H145ZM159 184L161 183V182H158ZM167 183H169V181L167 182ZM193 183V182H192ZM191 182H190V184H192ZM196 183V182H195ZM200 183V182H199ZM253 183V182H252ZM252 183H251V185H252ZM255 183V182H254ZM27 184V183H26ZM39 184V183H38ZM119 184V185H118ZM138 184V183H137ZM141 184H143V183H141ZM153 184V183H152ZM153 184V185H154ZM159 184H157V185H159ZM198 184V183H197ZM197 184H195V185H197ZM202 184V183H201ZM207 184H211L210 182H208ZM213 184V183H212ZM248 184V183H247ZM247 184H245L244 186L245 187H247V186H249V185H247ZM263 184V183H262ZM6 185H7V183H6ZM10 185V184H9ZM150 185V184H149ZM161 186H159V190L156 192V191H154V194H153V191H152V193H150L151 195L153 194V195H155V196H157V198H159L158 197V195H157V193L159 194V196H161L162 198L161 199H163V197L165 198L164 200H171L172 202H173V200H172V198L170 199V198H168V197H173V196H175V195H177V196H181V194H182V196L180 197H177V196H175V198L177 197V199H176V201H174V202H176L175 204H176V206L177 207H179L178 209H177V212H178V210H180V213H183V215L184 216H187V215H189V217H190V214H192L196 209L195 208H191V210H190V208H189V206L188 205H186V203L184 202V199H185V201L187 200L188 201V196H183V195H186V194H188V193H186V194H183V191L181 192V194L179 193L180 191L179 190H177V194H174V192L176 191V189H175V191H173V185H168V184H164L163 182L160 184ZM199 185V184H198ZM203 185V184H202ZM242 185V186H243ZM250 185V186H251ZM3 186V185H2ZM18 186H20L21 187V184L20 185H18ZM27 186H29V185H27ZM26 186V187H27ZM40 186V185H39ZM123 186V183H121V187ZM139 186V185H138ZM192 186V185H191ZM204 186H207V185H204ZM209 186V187H210ZM219 186H226L227 187V189L226 190H223L222 188H219ZM243 186V187H244ZM249 186V187H250ZM4 187V186H3ZM11 187V186H10ZM14 187H15V185H14ZM19 187V188H20ZM140 187V186H139ZM161 187H163V188H161ZM203 187V186H202ZM201 187V188H202ZM208 187V188H209ZM242 187V188H243ZM260 187H262V186H260ZM0 188H1V186H0ZM6 188V187H5ZM35 188V187H34ZM42 188V187H41ZM116 188V187H115ZM120 188V187H119ZM136 188H138V187H136ZM135 188V190H137L138 191V189H136ZM145 188V187H144ZM143 188V189H144ZM149 189H151L152 188V186L151 187H148ZM148 188H145V189H147L146 191H148ZM155 188H157L156 186H155ZM162 190H161V189ZM190 188H192L193 189V187H190ZM235 188V187H234ZM233 188V189H234ZM239 188V187H238ZM238 188H237V190H238ZM242 188L240 187L239 188V190H242ZM248 188V187H247ZM251 188V187H250ZM9 189H11V188H9ZM15 189H16V187H15ZM43 189V188H42ZM178 189V188H177ZM194 189H197V188H195V186H194ZM204 189V188H203ZM244 189V188H243ZM252 189V188H251ZM0 190H2L3 191V193H5L4 192V190L3 189H0ZM6 190H8V189H6ZM12 190V189H11ZM17 190V189H16ZM35 190H37V189H35ZM119 190H121V191H123L122 193L119 191ZM134 190V191H135ZM153 190H155V189H153ZM232 190V189H231ZM236 190V189H235ZM236 190V191H237ZM19 191V189L17 190V192ZM27 191V190H26ZM40 191V190H39ZM38 191V192H39ZM141 190H139V192H140ZM150 191V190H149ZM148 191V192H149ZM179 191V192H178ZM188 191V190H187ZM202 191V190H201ZM25 192V191H24ZM144 192V191H143ZM155 192H156V194H155ZM173 192V193H172ZM186 191H184V193H185ZM204 192H206L205 190H204ZM238 192H240V191H238ZM244 192V191H243ZM247 192V191H246ZM2 193V192H1ZM2 193V194H3ZM10 193V192H9ZM14 193V192H13ZM21 193V192H20ZM19 193V194H20ZM26 193V192H25ZM28 193V192H27ZM131 193H133V196H134V192H131ZM138 193V192H137ZM141 194H145V193H142V191L140 192ZM147 193V192H146ZM174 194V195H172V194ZM179 193V194H178ZM189 193L191 194V192L189 191ZM197 194L199 193V190H197V192H196ZM203 193V192H202ZM242 193V192H241ZM1 194V195H2ZM16 194V193H15ZM76 194H80V195H76ZM87 194V195H86ZM243 194V193H242ZM4 195V194H3ZM82 195V196H81ZM86 195V196H85ZM125 195V194H124ZM146 195V194H145ZM147 195H148V193H147ZM146 195V196H147ZM151 195H149V197H152ZM201 195V194H200ZM241 195V194H240ZM21 196H22V194H21ZM20 196V197H21ZM128 196V195H127ZM130 196H132V194H130L129 195V197ZM138 197L140 196V194H138L137 195ZM144 196V195H143ZM146 196H144V197H146ZM152 197L151 199H153V200H155L156 199V205L158 204L159 205V203H161L162 204V202H164L163 200L161 201V202H159V203H157V198L156 197ZM2 196H0V198H1ZM23 197V196H22ZM90 197H88V198H90ZM124 197V196H123ZM135 197H136V195H135ZM135 197H133L134 199H132L133 200V202H134V200H135ZM137 197V198H138ZM191 197V196H190ZM197 197V196H196ZM10 199V201H11V197H9ZM14 198V197H13ZM24 198H26V196H24ZM28 198V197H27ZM98 198H97V201H98ZM118 198V199H117ZM168 198V199H167ZM202 198V197H201ZM7 199V198H6ZM5 199V200H6ZM29 199V198H28ZM38 199V198H37ZM91 199V198H90ZM93 199H95V198H93ZM103 199H105L106 200V197L105 198H103ZM112 199V198H111ZM111 199H109L110 200V202H111ZM115 199V198H114ZM127 199V197L125 198V200ZM129 199V198H128ZM142 199H143V197H142ZM145 199H147V197L145 198ZM150 199V198H149ZM173 199H174V197H173ZM192 199V198H191ZM251 199H254V202H253V204H250L249 202L251 201ZM1 200V199H0ZM3 200V199H2ZM8 200V201H9ZM17 200V199H16ZM15 200V201H16ZM31 200V199H30ZM100 200V199H99ZM121 200H123L124 201V199H121ZM130 200V199H129ZM138 201H139V199H137ZM141 200V199H140ZM152 200V202L154 203V201ZM200 200V199H199ZM21 201V200H20ZM91 201H93V200H91ZM102 201V200H101ZM104 201V200H103ZM108 201V200H107ZM107 201H105V202H107ZM116 201H114V203L116 202ZM128 201V200H127ZM146 201H148V200H146ZM166 201V202H167ZM1 202V201H0ZM13 202V201H12ZM118 202V201H117ZM116 202V203H117ZM169 202V206H170V201H168ZM173 202V203H174ZM182 202H184V203H182ZM203 202V203H204ZM3 204H5L4 202H2ZM7 203V202H6ZM92 203V202H91ZM98 203V202H97ZM100 203V202H99ZM102 203V202H101ZM107 203H109V202H107ZM106 203V204H107ZM112 203H113V200H112ZM115 203V204H116ZM123 203V202H122ZM124 203H126V201H124ZM147 203V202H146ZM151 204V205H147V206H149V208H148V210L151 208V210L154 208V205L155 204ZM182 203V204H181ZM201 203V202H200ZM9 204V203H8ZM26 204V203H25ZM105 204V203H104ZM110 204V203H109ZM114 204V205H115ZM119 204V202L117 203V205ZM134 204V203H133ZM132 204V205H133ZM136 204H138L137 202H136ZM150 204V203H149ZM165 203H163V205L162 206H164V208H165V206H166V204L164 205ZM11 205V204H10ZM98 205V204H97ZM153 205V206H152ZM190 205V204H189ZM21 206H23V205H21ZM151 206V207H150ZM159 206H161V205H159ZM167 206H168V204H167ZM166 206V208L168 209V208H173V209H175V208H177V207H167ZM185 208H184V207ZM188 206V207H187ZM5 207L6 206H2L1 205V207H0V212H4V210H5ZM18 207V206H17ZM16 207V208H17ZM33 207V206H32ZM123 207H125V206H123ZM127 207H128V205L126 206V209H127ZM26 208V207H25ZM135 207H133V209H134ZM137 208H139L138 206H137ZM156 208V207H155ZM162 208V207H161ZM165 208V209H166ZM197 208V207H196ZM204 208V210L203 211H205V206L203 207ZM212 208V209H213ZM15 209V208H14ZM21 209V208H20ZM27 209V208H26ZM147 209V208H146ZM166 209V210H167ZM202 209V208H201ZM118 210V209H117ZM131 210V208L128 210V211H130ZM158 210L160 211L161 209H159L158 207H157V209L156 210H154V211H156V217L159 219V215H158ZM165 210V211H166ZM172 210V209H171ZM194 210V211H193ZM207 210H208V208H207ZM206 210V211H207ZM12 211V210H11ZM15 211V210H14ZM13 211V212H14ZM18 211V210H17ZM24 211V210H23ZM144 211H145V209H144ZM150 211V210H149ZM153 211V212H154ZM174 211V210H173ZM197 211V210H196ZM199 211H201L200 210V208H199ZM213 210H211V216H213V214L215 213V212H212ZM243 211H245V213L244 214H246L247 216H244V218H242V215H241V213L243 212ZM10 212V211H9ZM12 212V213H13ZM25 212V211H24ZM28 211L26 210V213H27ZM34 212H35V209H34ZM125 212H127V211H125ZM133 212H135V211H133ZM132 212V213H133ZM145 212H147V210L145 211ZM152 212V211H151ZM176 212V215L178 214ZM8 213V212H7ZM20 213V212H19ZM23 213V212H22ZM26 213H23V214H26ZM32 213V212H31ZM113 213V212H112ZM129 213V212H128ZM179 213V214H180ZM195 213H197V212H195ZM200 213V212H199ZM202 213H204V212H202ZM213 213V214H212ZM17 214V213H16ZM35 214V213H34ZM36 214H37V212H36ZM35 214V215H36ZM116 214V213H115ZM118 214V213H117ZM131 214V213H130ZM153 214L154 213H152V216H153ZM163 214H164V212L162 213L161 212V215L163 216ZM198 214V213H197ZM201 214V213H200ZM205 214V213H204ZM204 214H201V217L200 218H205L204 217ZM207 214H210V211L208 210V213L206 212V218H207ZM7 215V214H6ZM28 215H30L31 216V214L29 213ZM124 215H126V214H124ZM132 215V214H131ZM155 215V214H154ZM192 215H195V214H192ZM191 215V216H192ZM203 215V216H202ZM214 215H216V214H214ZM217 215V216H218ZM13 216H15V213H14V215ZM13 216H12V218H11V220L12 219H14L13 218ZM34 216V215H33ZM111 216H112V219H111ZM134 216H136V215H134ZM147 216V215H146ZM145 216V217H146ZM159 216V217H158ZM175 216V215H174ZM180 216H181V214H180ZM184 216H181V218H177V219H181L180 221L181 222H184L183 220L184 219H188V218H186V217H184ZM4 217V216H3ZM6 217V216H5ZM37 217V216H36ZM142 217V216H141ZM140 217V218H141ZM148 217V216H147ZM151 217V216H150ZM193 217V216H192ZM198 217V216H197ZM220 217V218H221ZM1 218V217H0ZM7 218V217H6ZM25 219H26V217H24ZM28 218V217H27ZM127 218V217H126ZM125 218V219H126ZM132 218V217H131ZM134 218V217H133ZM137 218H138V216H137ZM136 218V219H137ZM139 218V219H140ZM149 218V217H148ZM148 218H146V219H148ZM155 218V217H154ZM169 218V217H168ZM196 218V217H195ZM203 219L204 221L205 220H207V219ZM208 218H210V216H208ZM4 219V218H3ZM40 219V218H39ZM115 219V218H114ZM124 219V220H125ZM129 219V218H128ZM142 219H143V217H142ZM141 219V220H142ZM156 219V218H155ZM190 219H191V217H190ZM190 219H188V222L190 221ZM197 219V218H196ZM199 219V218H198ZM256 219V221H257V223L259 222L258 220ZM2 220V219H1ZM122 220V219H121ZM120 220V221H121ZM123 220V221H124ZM170 220V219H169ZM202 220V219H201ZM198 221V222H202V221ZM8 221V220H7ZM36 221V220H35ZM119 221V220H118ZM143 221V220H142ZM150 221V220H149ZM196 221V222H197ZM203 221V222H204ZM224 221H226V222H224ZM11 222H13V220L12 221H10V223ZM125 222V221H124ZM131 222H132V220H131ZM139 222V221H138ZM154 222V221H153ZM168 223H169V221H167ZM173 222H175V221H173ZM197 222V223H198ZM252 222V221H251ZM9 223V224H10ZM17 223V222H16ZM15 223V224H16ZM35 223V224H36ZM87 223V224H88ZM113 223V222H112ZM111 223V224H112ZM142 223V222H141ZM166 223V222H165ZM190 223H192L191 221L189 222V224ZM193 223H195V222H193ZM193 223H192V225H193ZM197 223H195V224H197ZM254 224H255V221L253 222ZM256 223V225H258ZM262 223V222H261ZM8 224V225H9ZM14 224V225H15ZM29 224V223H28ZM85 224V223H84ZM94 224H92V226H94ZM110 224V225H111ZM123 223H121V225H122ZM162 225H163V222L161 223ZM170 224H172V223H170ZM221 224V223H220ZM219 224V225H220ZM3 225V224H2ZM13 225V226H14ZM21 225H24V223L23 224H21ZM25 225H27L26 223H25ZM86 225V224H85ZM124 225V227L126 228V225L125 224H123ZM128 225V224H127ZM159 225V224H158ZM162 225H161V228H162ZM179 225V224H178ZM259 225H261V224H259ZM6 226H7V224H6ZM13 226H11V227H13ZM28 226V225H27ZM30 226V225H29ZM82 226H84V225H82ZM92 226H91V228H92ZM119 225H117V227H118ZM134 226V225H133ZM169 226V225H168ZM171 226H173V225H171ZM185 226V225H184ZM3 227V226H2ZM8 227V226H7ZM34 227H35V225H34ZM112 227V226H111ZM110 227V228H111ZM121 227V226H120ZM119 227V228H120ZM174 227V226H173ZM173 227H172V229H173ZM179 228H180V226H178ZM191 227V226H190ZM193 227V226H192ZM256 227H258V226H256ZM1 228V227H0ZM14 228V227H13ZM89 228V227H88ZM96 227L94 226V229H95ZM109 228V229H110ZM124 228V229H125ZM131 228V227H130ZM129 228V229H130ZM147 228V227H146ZM183 228H185V227H183ZM15 229V228H14ZM22 229V231H23V228H21ZM20 229V230H21ZM93 229V228H92ZM109 229H107V231L109 232L110 230ZM114 229V228H113ZM118 229V228H117ZM124 229H123V227H122V229L119 231L120 233H122V232H124ZM229 229V230H228ZM264 229V228H263ZM7 230H8V228H7ZM12 230V229H11ZM91 229H89V231H90ZM115 230V229H114ZM114 230H111V233H117V231H115V232H113ZM126 230V229H125ZM163 230V229H162ZM181 230H182V228H181ZM223 230V229H222ZM223 230V231H224ZM228 230V231H227ZM254 230H256V229H254ZM2 231H3V229H2ZM9 231V230H8ZM94 231V230H93ZM97 231V230H96ZM102 231H106V229H104V230H102ZM131 231V230H130ZM155 231V230H154ZM176 231V230H175ZM174 230H173V232H175ZM224 231V232H225ZM258 231V230H257ZM85 232V231H84ZM91 232V231H90ZM98 232V231H97ZM133 232H134V229H133ZM140 232V231H139ZM160 232H162V231H160ZM169 232H171V230H169ZM176 232H178V231H176ZM175 232V233H176ZM182 232H183V230H182ZM186 232V231H185ZM237 232H235L236 233V235L238 236V233ZM6 233H8V232H6ZM21 233V232H20ZM83 233V232H82ZM86 233V232H85ZM95 233V232H94ZM93 233V234H94ZM98 233H100V231L98 232ZM138 233V232H137ZM172 233V232H171ZM170 233V234H171ZM174 233V234H175ZM180 233V232H179ZM223 233V232H222ZM228 233H231V237H230V235L228 234ZM233 233V234H232ZM250 233V232H249ZM251 233H253V232H251ZM254 233H256V232H254ZM9 234V233H8ZM18 234V233H17ZM22 234V233H21ZM79 234V233H78ZM92 234V233H91ZM92 234V235H93ZM103 234H104V232H103ZM109 234V233H108ZM127 234V233H126ZM126 234H124L125 236H126ZM129 234V233H128ZM169 234V235H170ZM218 234H220V233H218ZM82 235V234H81ZM112 235V234H111ZM116 235V234H115ZM120 235V234H119ZM123 235V236H124ZM130 235V234H129ZM138 235H140V234H138ZM142 235H143V233H142ZM179 235H181V234H179ZM184 235V234H183ZM189 234H187V235H185V236H188ZM200 235V232H199V234H198V236ZM235 234H234V236H236ZM9 236V235H8ZM10 236H12V235H10ZM14 236H16L17 237V235H14ZM94 236V235H93ZM99 236H100V234H99ZM103 235H101V237H102ZM144 236H146V235H144ZM143 236V237H144ZM176 236V235H175ZM191 236V235H190ZM219 236V235H218ZM217 236V237H218ZM244 236V235H243ZM77 237V236H76ZM82 237H84V235L82 236ZM98 237V236H97ZM118 237H120V236H118ZM128 237V236H127ZM134 237V236H133ZM139 237H141V235L139 236ZM160 237V236H159ZM158 237V238H159ZM184 237V236H183ZM201 237V236H200ZM22 238V237H21ZM85 238H86V236H85ZM88 238V237H87ZM99 238V237H98ZM117 238V237H116ZM124 238V237H123ZM123 238H121V239H123ZM219 238V237H218ZM239 238V237H238ZM252 238V237H251ZM79 239H80V237H79ZM102 239V238H101ZM153 239V238H152ZM177 239V238H176ZM179 239V238H178ZM186 239V238H185ZM18 240V239H17ZM75 240L76 241H80V240H77V238H75ZM103 240V239H102ZM108 240H110V239H108ZM117 240H119V239H117ZM127 238H126V241L125 242H127ZM131 240V239H130ZM140 240V239H139ZM142 240V239H141ZM153 240H155V238L153 239ZM156 240H158V239H156ZM245 240L247 241V239H246V237H245ZM249 240V239H248ZM254 240V239H253ZM74 241V240H73ZM75 241V242H76ZM84 241V240H83ZM85 241H86V239H85ZM119 241H121V240H119ZM123 241H124V239H123ZM145 241H147V240H145ZM160 241V240H159ZM218 241V240H217ZM219 241H220V239H219ZM18 242V241H17ZM21 242V241H20ZM80 242H82V241H80ZM79 242V243H80ZM102 242H104V241H102ZM110 242H112V241H110ZM110 242L108 243V245H106V246H109V244H110ZM128 242H130V241H128ZM127 242V243H128ZM179 242V241H178ZM231 243H232V240L230 241ZM249 242H250V240H249ZM257 242V241H256ZM256 242H253L252 241V243H256ZM60 243H57L56 245H63V244H60ZM72 243H74V242H72ZM133 243H134V239H133ZM136 243H138V242H136ZM134 244V245H136V246H138L137 244ZM142 243V242H141ZM145 243H147V247H150L151 246V250H152V253L155 255V257L157 258L158 256H159V253L160 252H158V250L159 249H157L156 248V246H155V244L154 243H152V242H145ZM150 243V244H149ZM156 243V242H155ZM172 243H173V241H172ZM246 243V242H245ZM258 243V242H257ZM19 243H17V245H18ZM71 244V243H70ZM76 244V243H75ZM103 244V243H102ZM115 244V243H114ZM120 244V243H119ZM148 244L150 245V246H148ZM174 244H176V243H174ZM234 244V243H233ZM55 245V244H54ZM88 245H89V243H88ZM88 245H85V246H88ZM111 245V244H110ZM116 245V244H115ZM120 245H122V244H120ZM161 245V244H160ZM168 245V244H167ZM177 245V244H176ZM251 245V244H250ZM256 245V244H255ZM49 246V245H48ZM47 246V247H48ZM53 246V245H52ZM64 246H65V243H64ZM63 246V247H64ZM70 245L68 244V245H66V248L67 247H69ZM93 246V245H92ZM91 246V247H92ZM116 246H118V245H116ZM162 246V245H161ZM170 246V245H169ZM178 246V245H177ZM246 246H247V244H246ZM252 246H254V245H252ZM251 246V247H252ZM20 247V246H19ZM28 247H31L32 249L34 248V252L32 251V252H30L31 250L30 249H28ZM46 247V248H47ZM54 247H57V251H58V246H53V248ZM62 246H61V248H60V251H62L64 248H63ZM71 247V246H70ZM69 247V248H70ZM89 247V246H88ZM94 247V246H93ZM120 247V246H119ZM125 247V246H124ZM131 247V246H130ZM158 247V246H157ZM46 248H42L43 250L45 249L46 250ZM63 248V249H62ZM73 248H75V247H73L72 246V249ZM86 248V247H85ZM103 248H105V247H103ZM102 248V249H103ZM115 248V247H114ZM120 248H123L122 246L120 247ZM129 248V247H128ZM132 248V247H131ZM134 248V247H133ZM140 248V247H139ZM144 248V247H143ZM167 248H169V247H167ZM52 249V248H51ZM50 249V250H51ZM62 249V250H61ZM71 249V248H70ZM71 249V250H72ZM77 249V248H76ZM83 249H84V247H83ZM101 249V250H102ZM116 249V248H115ZM124 249V248H123ZM141 249V248H140ZM164 249V248H163ZM162 249V250H163ZM43 250H41V251H43ZM47 250H48V248H47ZM46 250V251H47ZM54 250H56V249H54ZM67 250V249H66ZM66 250H64V251H66ZM75 250V249H74ZM87 250H88V248H87ZM107 250V249H106ZM120 250H122V249H120ZM148 250V248H144V249H141V250H138V251H136L135 250V252L136 253H134L135 255H134V260L131 262V261H127V263L126 264H140V262H141V260H142V258H144L146 255H144V252H146ZM236 250V251H235ZM240 250V251H239ZM64 251H63V253H64ZM76 251H78V250H76ZM76 251H74L75 253H76ZM89 251L91 252H93V250H90V248H89ZM104 251V250H103ZM116 251V250H115ZM123 251V250H122ZM130 251V250H129ZM160 251V250H159ZM168 251V250H167ZM170 251V250H169ZM17 252H19V253H17ZM44 252V251H43ZM42 252V254L44 255L45 253H43ZM48 252H50V251H48ZM53 253H55L54 251H52ZM69 252H71V251H69ZM80 252H81V250H80ZM111 252V251H110ZM114 252V251H113ZM126 252V251H125ZM234 252H235V254H234ZM240 252H241V254H240ZM21 253V254H20ZM68 252H66V254H67ZM72 253V252H71ZM88 253V252H87ZM94 253H95V251H94ZM116 253H117V251H116ZM115 253V255H117ZM120 253H123V252H120ZM132 253V252H131ZM171 253V252H170ZM239 253V254H238ZM260 254H263L264 253V244H263V246L261 247V249H260V252H259ZM11 254V251L9 252V254L7 253V255H9V256H14L13 254L12 255H10ZM37 254H41V252H39L38 253V250H37ZM48 254V253H47ZM52 254V253H51ZM50 253H49V256L48 257H50V255H51ZM56 254V253H55ZM58 254H59V252H58ZM98 255H99V253H97ZM105 254H106V251H105ZM105 254H103V255H105ZM176 254V253H175ZM244 254V253H243ZM259 254V255H260ZM3 255H4V253H3ZM7 255H5V256H7ZM16 255V257H18ZM31 255H33V256H31ZM76 256H77V254H75ZM79 255H81L80 253H79ZM82 255H83V253H82ZM88 255V254H87ZM107 255L109 256V258H110V254H108V252H107ZM114 255V254H113ZM119 255V254H118ZM117 255V256H118ZM121 255V254H120ZM124 255V254H123ZM132 255V254H131ZM130 255V256H131ZM148 255V254H147ZM184 255V254H183ZM192 255V254H191ZM25 255H23L22 257H23V261H24V259L26 258V261H27V257H26ZM45 256V255H44ZM61 256V255H60ZM90 256L92 257V255L90 254ZM89 256V257H90ZM96 256V255H95ZM107 256V257H108ZM125 256V255H124ZM130 256H128L130 259H131V257ZM171 257H173L174 259H177V256L176 255H174L173 253L170 255ZM185 256V255H184ZM183 256V260H186V257H184ZM197 256H198V254H197ZM245 256V255H244ZM261 256V255H260ZM41 256H37V258H40ZM59 257V256H58ZM62 257V256H61ZM66 257V256H65ZM69 256L67 255V258H68ZM72 258H74L73 256H71ZM81 257V256H80ZM89 257H86V258H88L89 260H90V258ZM97 257H99V256H97ZM107 257L105 258V260L107 259ZM112 257V256H111ZM119 257V256H118ZM123 257V256H122ZM127 257V258H128ZM133 257V256H132ZM178 257H179V254H178ZM239 257V256H238ZM237 257V258H238ZM243 257V256H242ZM3 258H5L4 256H3ZM15 258V257H14ZM45 258V257H44ZM51 258V257H50ZM71 258V259H72ZM77 258H79L78 256H77ZM82 258V257H81ZM108 258V259H109ZM128 258V259H129ZM150 258H151V255H150ZM154 258V257H153ZM166 258V257H165ZM181 258V257H180ZM222 258H220V259H222ZM235 258V257H234ZM7 259H8V257H7ZM9 259H10V257H9ZM12 259V258H11ZM71 259H70V261H71ZM87 259V260H88ZM117 259V258H116ZM115 259V260H116ZM144 259H146V258H144ZM143 259V260H144ZM148 259V258H147ZM164 259V258H163ZM174 259H173V261H174ZM188 259V258H187ZM222 259V260H223ZM236 259V258H235ZM243 260L245 259V258H242ZM257 259V258H256ZM3 260V259H2ZM1 260V261H2ZM16 260H17V258H16ZM31 260V262H32V260L34 261V258H31L30 259ZM39 260H41V259H39ZM79 260V259H78ZM82 260V259H81ZM83 260H84V258H83ZM88 260V261H89ZM99 260V259H98ZM113 260V259H112ZM114 260V261H115ZM119 260V259H118ZM123 260H124V258H123ZM142 260V261H143ZM153 260V259H152ZM159 260V259H158ZM166 260H168L167 258H166ZM180 260V259H179ZM189 260V259H188ZM191 260V259H190ZM230 260V259H229ZM3 261H5V260H3ZM8 261V260H7ZM11 261V260H10ZM10 261L8 262V263H10ZM13 261V260H12ZM18 261H20V259L18 260ZM26 261H24L25 263H26ZM41 261H44L43 260V258H42V260ZM69 261V260H68ZM75 261V260H74ZM73 261V262H74ZM125 261V260H124ZM123 261V262H124ZM151 261V260H150ZM149 261V262H150ZM195 261V260H194ZM232 261V260H231ZM14 262H15V260H14ZM30 262V261H29ZM38 262H40V261H38ZM46 262V261H45ZM50 262V261H49ZM51 262H52V260H51ZM59 262H61V261H59ZM64 261H63V259H62V263H63ZM87 261L85 260V263H86ZM108 262V261H107ZM113 262V261H112ZM112 262H110V263H112ZM153 261H151V263H152ZM160 262V261H159ZM177 262H179V261H176V263ZM188 262V261H187ZM229 262V261H228ZM227 262V264H229ZM5 263V262H4ZM34 263V262H33ZM56 263H58L57 261H56ZM71 263V262H70ZM82 263H83V261H82ZM89 263V262H88ZM92 263V262H91ZM93 263H94V261H93ZM99 263V262H98ZM105 263V262H104ZM109 263V262H108ZM147 263V262H146ZM155 263V262H154ZM1 264V263H0ZM18 264H20V263H18ZM29 264H31V263H29ZM36 264V263H35ZM41 264V263H40ZM44 264V263H43ZM48 264V263H47ZM50 264V263H49ZM53 264H55V263H53ZM59 264V263H58ZM74 264H75V262H74ZM77 264V263H76ZM78 264H80V262L78 263ZM117 264V263H116ZM143 264V263H142ZM157 264V263H156ZM162 264H165V263H162ZM179 264V263H178ZM181 264V263H180ZM186 264H189V263H186ZM225 264V263H224ZM253 264V263H252Z\"/></svg>",
  "mask_w": 264,
  "mask_h": 264
}]
</instances>
